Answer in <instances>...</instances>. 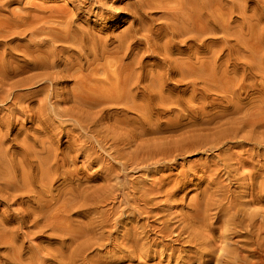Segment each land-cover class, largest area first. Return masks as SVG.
Returning a JSON list of instances; mask_svg holds the SVG:
<instances>
[{"label": "bare ground", "instance_id": "obj_1", "mask_svg": "<svg viewBox=\"0 0 264 264\" xmlns=\"http://www.w3.org/2000/svg\"><path fill=\"white\" fill-rule=\"evenodd\" d=\"M86 1V0H85ZM88 1V3H90V2H92L91 0H87ZM95 1V0H94ZM96 1H98V0H96ZM240 1H242V0H240ZM245 1V3L244 4H246V1L247 0H244ZM258 1V0H257ZM0 2H2L1 0H0ZM6 3V1H3V3ZM103 2V1H102ZM261 3H262V1H260ZM239 0H126V2H125V12H126V14L123 16V18L122 19H129L128 21V25H127V27H126V29L123 31V30H121V31H123V32H119V34L117 35L116 34V36H112V37H110V35H109V37H108V35L106 36V37H104V36H102L101 38L100 37H98L99 35H93L92 33L93 32H90V30H81V29H79V27H78V29L77 28H73L72 27V29L69 31V29L67 28V26H65V27H63V30L64 31H62L61 32V30L60 29H58V35L61 33V35H59V36H61V38L60 37H58V38H55V37H50L51 39L52 38H55V39H52L51 40V43H50V48L48 49L47 47H46V45H45V47H44V45H43V50H44V48L46 49V51H45V53H43L42 55L40 54H37L38 53V51L40 50V47H42V46H37L36 45V43L35 42H33V45H36L37 47H39V50L38 51H36V49L34 50V51H36L37 53V55L35 56V55H32V51H30L32 48H28L27 46H22V48H21V50H23V47H27L29 50H27V52L28 51H30V52H28V53H30V55H24L23 57H29V56H31L32 58H34V59H32V60H30V58H29V62H28V60L27 59H25L24 60V62H26V63H28L29 65H31L32 66V69L33 68H35V70H36V68H37V71L36 72H34V73H30L31 72V70H29L30 72V75L27 73L28 72V68H27V71H26V73H27V75L29 76L28 78L26 77L25 79H24V77H25V75L24 76H22L23 77V79H21V77L19 78V76L17 77V78H19L18 80H14V79H16V77L14 78L13 76H15V75H20L21 73H22V71H19L20 72V74L18 73V70L16 69L15 70V68L12 66V64H10V63H12V61L11 62H9L8 61V59L7 58H4V57H2V58H4V59H7V61L9 62H7L6 63V60H5V62L3 61V62H1L0 61V63H3L2 65L0 64V66H1V71H0V88L1 87H4L5 85H8V87L6 88H2L1 90H0V102H3V101H6L7 99H8V97H10V96H12L13 94V89H15L16 88V86H19V87H17V88H20V86L21 85H27V86H33V85H36V82L38 83V82H40L39 84V86H40V89H49L50 90V85H53V83H58V81H61V79L62 78H64V77H69V79H70V77H72V81L71 82H73L74 83V86L72 85V87H70L71 88V94L70 95H68L67 94V90L65 91L66 93H64L65 94V96L61 99V100H58V105H59V102H64V103H66L67 102V100H70V103H67L69 106H65L66 108H62L61 107V105L62 104H60L59 106L61 107V109H60V107H57L56 105L54 106V109L53 110H55L54 111V114H59V116L61 117V115H64V116H67L68 117V121H70L69 122V125L70 124H74L75 125V127H78V128H76V129H78L79 131H80V133L78 132V130H77V132L79 133V135L77 134V133H71V135L72 134H77V137H78V139H80L79 140V142L81 141V143L83 144H80L79 145V147L78 146H76V144H74V141L73 142H71L70 140V144L68 143V145H66V147L65 148H63V149H61V148H59L58 146H56V144H54V142H52V140H54L55 139V137H54V135H56L54 132L57 130V129H55V131L54 130H52V131H54V132H49L50 130H51V128H50V130L49 131H47V130H42V127L40 126L43 122H42V120H41V118H39V117H41V115H43L42 116V118H44V116H46V115H49V114H47L46 113V115L44 114L45 112H44V107H41L42 109H43V111H38V110H36V107H35V109H33V108H30V110L32 109V111L33 110H36V112L34 111V112H32L31 111V114H36V115H39V116H37V119L36 118H34L35 116L34 115H31V114H28V116L30 115V116H34L33 118L34 119H36V123L38 124V127H34V128H32V127H30V128H32L33 129V131H30L31 132V134L29 135L28 133H26L25 132V134L23 135V137H22V139H21V137L19 138V134L17 135V131H16V133H15V140L14 141H16V138L18 137L19 139H21V141H20V146H18V144H17V146H18V148L16 149L15 148V146H14V148L16 149V151H14V150H12L13 152H10V153H8V149H7V147H4L3 146V143H5L4 141H5V138H4V136H6V135H8V131H9V129H11V128H9V127H6L7 126V124H8V122H10L9 121V119H7V121L6 122H4V125H5V123H7L6 124V126H2L3 124L0 122V203H4V204H6V206L8 205V203L10 202V203H15V202H18V204L14 207V209L12 210V215L11 216H9V217H7V218H2V217H0V250L1 249H3V250H1V253L4 251V253H3V256H2V262L0 261V263H2V264H45V262L47 263V264H99V263H94L93 261H91V257L93 258V256H91L90 257V254H89V252H91L93 249H90L91 247H94V246H92V242L94 243V241L96 242V243H98L97 241H96V239L97 240H100V238L102 239V237L100 236L99 237V239H98V237L96 238H92L91 239V235H89L88 236V234H89V232H90V227L92 228V226L94 225V227H93V229L91 230V232H92V234L93 233H96L95 231H96V229L94 230V228H97L98 227V225H102V222L100 223V224H98L97 223V227H95V225L96 224H94V222L92 223L90 220H92L93 218H94V216L91 218L90 217V214H92V213H90L89 215L88 214H86V215H88L89 217H87V219H86V221H85V219H84V222L82 221V220H79V221H82L81 222V226L82 227H78V225L76 226L75 224H74V226L77 228V230H76V228L73 226V223H75V221L74 220H72V221H74L73 223L70 221L71 220V216H69L70 218V220L68 219V217L67 216H65L63 213L64 212H66L67 213V211L68 210H70L71 209V207H74L75 206V208H77L76 207V205L77 206H79V205H82L81 207H83V205L84 204H86L87 203V205H84V206H89L88 205V203H89V201L88 202H86L85 203V201H86V198H84V197H87L88 198V196L86 195V196H84L85 194H87V193H89V192H85L84 193V195H83V198L85 199H80L81 197H82V194L80 195L79 194V191L81 192V191H83V189H88V188H82L81 190L79 189V187H78V182H76V181H73V182H76L77 184H76V186L75 187H73V185H71L70 184V181L73 179V174L74 173H76L77 172V169H75L76 171H74V169H73V172H72V170H71V168H70V170L71 171H67V168H66V166L69 164V163H72V162H70V161H72V159H71V152H74L75 153V155L74 156H76V155H78L79 153H82V154H89V152L92 150V149H94V144H93V142H92V140H91V138L93 139H95V143H97L98 144V146H100V147H103V143L105 142L106 143V140H107V138H108V136L110 135V134H112V136H111V138L113 139V141L114 142H121L122 143V145L121 146H119V147H121L122 148V146H123V150H122V152L124 151V148H128V147H130V145H132L133 146V148L131 147V148H129V150L130 149H132V150H135V149H137L138 150V148H141L140 147V145H138L139 143H140V141H142V143H144L143 142V139L145 140V142H146V138H148V140L147 141H149V137H146V136H143L144 138L143 139H141L140 141H139V143H135L136 145H134V143L133 144H131V142H132V140H133V142H137V138H141L142 137V135H141V133L139 134V131L140 132H142L143 134L145 133V132H148V131H146V129L147 128H144L145 127V125H144V127H143V124L145 123V121H149L150 119H151V117H152V115H153V109L154 108H156V104L159 102L160 103V105H162V106H165L167 103H165L164 105H163V103L166 101V102H168V100H171L172 99V101L170 102V104L171 105H173V104H175L176 105V107H178V106H180L181 105V97L183 98V97H185L184 95L182 96L181 95V97L180 98H177L174 94H173V96H172V94L171 93H169L172 97H174L175 96V100H173V98L171 97V99H170V97L168 98L167 97V99H165V97L167 96H165L164 95V92H165V90H166V88H169V86H167V87H165L164 88V86H165V82L166 83H168L167 81H166V79H168L169 80V78H171V77H169V76H175L174 77V79L176 78V81H174V82H181V81H184V82H188L189 84L191 83L192 84V88L190 87L191 86V84H190V88L191 89H188L189 91V94H187L188 96H189V98L187 99V97H186V102H188L189 101V99H191V98H194V95L197 93V92H199L200 90L203 92V90H202V88L203 87H205V86H203V84H204V75H206V77H208L207 75H210L211 77H214L215 76V70H214V68H211V67H209V66H211V65H215L214 63H216V61H217V59H220L219 57H220V54L219 53H221V52H225V51H223L222 49L224 48H227L228 50H229V52H228V50H226L227 52L225 53L226 55V57H224L223 58V61L224 60H227V61H229L230 60V58L233 56V55H231V52L233 53L234 52V55H236L235 54V52L236 53H238V46L236 47V45H238L237 44V41H238V34L239 33H237L236 34V30L238 29V26L240 27V23H239V25H237V26H235V27H237V29L235 30L234 28H233V26H234V22H236V21H234V20H236L235 18H237V17H235V12H237L236 11V9L239 7ZM242 3V2H241ZM255 3V2H254ZM253 3V4H254ZM264 3V2H263ZM263 3H262V5H263ZM91 4V3H90ZM100 4H101V2H100ZM243 4V5H244ZM89 5V4H88ZM98 5V4H97ZM248 5L249 6H251L249 3H248ZM255 5H257L258 6V3L256 2V4ZM0 6H3V5H1L0 4ZM83 6V5H82ZM238 6V7H237ZM241 6V5H240ZM245 6H247V5H244V7ZM257 6L255 7V8H257ZM260 7H261V5H259ZM119 7V6H118ZM242 7V6H241ZM241 7H239L241 10H242V8ZM252 7V6H251ZM259 7V8H260ZM264 7V6H263ZM106 8V7H105ZM104 8V9H105ZM114 8V7H113ZM79 9V8H78ZM86 9V8H85ZM104 9L102 8L101 9V12L102 13H99V15H101V14H103V11H104ZM116 9V8H115ZM253 9V8H252ZM261 9H263L262 7H261ZM63 10V9H62ZM246 10V9H245ZM249 10V9H248ZM257 10V9H256ZM65 11V10H64ZM107 11V10H106ZM109 11H111V10H109ZM252 11V10H251ZM254 11V10H253ZM262 10H259V13L261 12ZM58 12V11H57ZM100 12V11H99ZM243 12H244V10H243ZM250 12V11H249ZM249 12H248V15H249ZM255 12V11H254ZM13 13H16V12H13ZM26 13V12H25ZM66 13V12H65ZM238 13H239V11H238ZM245 13H246V11H245ZM244 13V15L242 16V15H240L241 17H246V14ZM259 13H257L256 12V14H259ZM262 13V12H261ZM260 13V14H261ZM263 13H264V11H263ZM262 13V14H263ZM61 14H63V13H61ZM72 14V13H71ZM239 14H242L241 13V11H240V13ZM251 14V13H250ZM252 14H253V12H252ZM259 14V15H260ZM20 15V14H19ZM22 15V14H21ZM51 15V14H50ZM57 15H59V14H57ZM73 15V14H72ZM153 15H158V17H153ZM254 15L255 14H253L252 16H250L249 15V17L250 18H254ZM264 15V14H263ZM10 16V15H9ZM68 16V15H67ZM103 16V15H102ZM4 17V16H3ZM2 17V18H3ZM7 17V16H6ZM5 17V18H6ZM15 17V16H14ZM13 17V18H14ZM23 17V16H22ZM235 17V18H234ZM258 17V16H257ZM264 17V16H263ZM9 18V17H8ZM7 18V19H8ZM11 18H12V16H11ZM10 18V19H11ZM44 18V17H43ZM64 18V17H63ZM66 18V17H65ZM64 18V19H65ZM239 18V17H238ZM248 18V17H247ZM250 18L249 19H246V20H249V21H247L248 22V24H247V26H249V23H251L250 22ZM259 19H260V17H258ZM4 19V18H3ZM14 19H16V18H14ZM22 19V18H21ZM40 19V18H39ZM67 19V18H66ZM76 19V18H75ZM241 19V18H240ZM239 19V20H240ZM251 19V21L252 22H254L253 20ZM262 19V18H261ZM260 19V20H261ZM18 20V19H17ZM20 20V19H19ZM48 20V19H47ZM54 20V19H53ZM68 20V19H67ZM158 20V21H157ZM159 20H160V22H159ZM13 21V20H12ZM21 21V20H20ZM22 21H24V20H22ZM26 21V20H25ZM32 21H34V20H32ZM37 21V20H36ZM41 21V20H40ZM56 21V20H55ZM54 21V22H55ZM70 21H71V17H70ZM69 21V23H71L72 24V21L70 22ZM122 21V20H121ZM127 21V20H126ZM241 21H242V19H241ZM241 21H239V22H241ZM258 21V20H257ZM262 22H263V20H261ZM62 22H64V20L62 21ZM66 20H65V24H66ZM244 22V21H243ZM246 22V23H247ZM260 22V21H259ZM258 22V23H259ZM3 22H1V24H2ZM12 23V22H11ZM10 23V24H11ZM17 23H18V21H17ZM30 23V22H29ZM33 23V22H32ZM245 23V22H244ZM244 23H243V25H244ZM257 23V22H256ZM255 22L250 26V28L251 29H249V31L251 30V32H252V35L250 34V33H248V35L250 34V38H248V36L245 38V36L247 35V33L245 34V36H243L242 38H241V40H245V41H248L249 39H251L252 40V45L250 44L251 42H248V44L246 45V42L244 43L245 45L244 46H247V48H248V50L250 49V55L248 54V52L247 53H245V51H243L244 53H242V55H241V52H240V55L242 56V57H240L241 59L242 58H245V55H249L250 57H248V56H246V58L248 57L249 59V61H248V63L250 64V77H256V76H258L259 78H260V80H259V82H260V84H258V85H256V86H254V84H256L258 81H252V79H251V87H252V85H253V87H255V89H254V91H253V94L255 95V99H257L256 101H259V105H258V107H257V109H258V111H256L257 113H255L253 110H251L252 112H253V114L254 115H256V114H258L259 113V115H257L255 118H253L252 116V118H250V121H248L247 122V124H246V121H245V123H243L242 121H237V123L239 124V125H241V126H238V124L234 121V123H236L237 124V126H234V124H233V127H231V129L229 130V128L228 127H226V128H228V130L229 131H227V132H229V133H227V134H229L230 136H232V135H234L235 136V134H236V132H237V134H239L238 133V130H240V128L242 129V128H245L244 127V125H246V126H250V127H247V129L246 130H248V128H250V135H251V137H254L253 139H255V137H258L259 139V141H260V139H263V137H264V39H263V35H264V33L263 34H261L262 32L260 31V32H258L260 29H261V25L263 24V23H261V25H257ZM4 24V23H3ZM21 24V23H20ZM19 24V25H20ZM38 24V23H37ZM64 24V25H65ZM68 24V23H67ZM71 24H70V26H71ZM75 24V23H74ZM260 24V23H259ZM25 25V24H24ZM27 25V24H26ZM53 25V24H52ZM236 25V24H235ZM246 25V24H245ZM244 25V26H245ZM4 26V25H3ZM2 26V27H3ZM70 26L68 25V27L70 28ZM76 26V25H75ZM78 26V25H77ZM76 26V27H77ZM256 26V27H255ZM257 26L260 28L257 32L258 33H260L261 35H258V34H256L257 32L255 31V30H257L258 28H257ZM264 25H262V27H263ZM37 27V26H36ZM243 27V26H242ZM241 27V28H242ZM0 28H1V26H0ZM5 28V27H4ZM8 28V27H7ZM6 28V29H7ZM13 28V27H12ZM16 28V27H15ZM35 28V27H34ZM38 28V27H37ZM40 28V27H39ZM60 28V27H59ZM64 28H67V29H64ZM241 28H240V30H241ZM244 28H246L247 29V27L245 26ZM256 28V29H255ZM243 29V28H242ZM247 29V30H248ZM263 29V28H262ZM10 30V29H9ZM9 30H5V29H1L0 31H1V33H0V38H2V36H4L5 35V33H7V31L9 32V34H12L11 32H13L12 30H11V32L9 31ZM43 30V29H42ZM49 30V29H48ZM51 30V29H50ZM60 30V31H59ZM244 30V29H243ZM264 30V29H263ZM19 31H21V30H19ZM32 31V30H31ZM54 31V30H53ZM17 32V31H16ZM16 32H13L14 34L16 33ZM22 32H24V31H22ZM21 32V33H22ZM39 32V31H38ZM46 32H49V31H46ZM218 32H220L222 35H220ZM238 32V31H237ZM243 31H241L240 33L241 34H244V33H242ZM255 32V33H254ZM25 33H26V31H25ZM217 33L219 34V37L221 36H223L224 37V39H226L225 37H227V39H228V42L231 40H229V38H228V36L229 37H231V36H236L235 37V46H233V47H236V51H235V48H231V47H227V39L226 40H224V39H221V38H218L217 40H216V35H217ZM3 34V35H2ZM35 34V33H34ZM36 34H37V32H36ZM36 34H35V36H36ZM49 34H53L52 33V31H51V33H49ZM54 34H55V32H54ZM109 34V33H108ZM8 34H6V36H7ZM30 35H31V33H30ZM39 35V34H38ZM37 35V36H38ZM56 37L58 36L57 35V32H56ZM209 35L211 36V35H214V37L211 39V40H207L208 38H209ZM5 36V37H6ZM9 36V35H8ZM22 36V35H21ZM27 36V35H26ZM32 36V38L34 37V35H31ZM31 36H29V37H31ZM104 37V39H102ZM212 37V36H211ZM222 37V38H223ZM4 38V37H3ZM44 38V37H43ZM43 38H41V39H43ZM232 38V37H231ZM239 38V39H240ZM31 39V38H30ZM59 39V40H58ZM221 39V40H220ZM49 40V39H48ZM48 40H47V42H48ZM54 40H56V41H60L61 40V42H62V45H63V43H69V45H67L66 43H65V45H67V46H62V47H60V50L59 49H57L58 51L57 52H55L56 50H55V46L57 45H55V43H54ZM206 40H207V42H206ZM233 40V39H232ZM250 40V41H251ZM254 40V41H253ZM44 41V39L41 41V42H43ZM55 41V42H56ZM7 42V41H6ZM40 42V43H41ZM46 42V43H47ZM179 43L180 44V48L179 49H175L174 48V46H175V44L176 43ZM232 42V41H231ZM234 42V41H233ZM240 42V41H239ZM238 42V43H239ZM244 42V41H243ZM35 43V44H34ZM49 43V42H48ZM57 43V42H56ZM60 43V42H59ZM177 43V44H178ZM240 43H242V41L240 42ZM7 44V43H6ZM8 44H10V43H8ZM30 44V43H29ZM229 44H230V42H229ZM243 44V43H242ZM5 45V41H4V44H3V46ZM22 45V44H21ZM20 45V46H21ZM49 45V44H48ZM47 45V46H48ZM233 45V44H232ZM250 45V46H249ZM6 46V45H5ZM4 46V47H5ZM32 46V45H31ZM30 46V47H31ZM59 46V45H58ZM177 46H179V45H177ZM229 46V45H228ZM231 46V45H230ZM11 47V46H10ZM15 47V46H14ZM14 47H12V48H14ZM53 47V48H52ZM251 47V48H250ZM11 48V49H12ZM16 48L17 49H19V46L17 47L16 46ZM15 48V49H16ZM35 48V47H34ZM52 48V49H51ZM59 48V47H58ZM143 48V49H142ZM217 48H219L218 50H217ZM242 48V47H241ZM2 49V48H1ZM5 49V48H4ZM3 49V50H4ZM10 49V50H11ZM14 49V50H15ZM38 49V48H37ZM42 49V48H41ZM65 49V50H64ZM67 49V50H66ZM144 49H146V50H148V52L147 53H153L154 54V52H156V54H158L160 57H158L156 60V62H155V60L153 61V62H155V64H156V66H157V68L155 67V70L153 69L152 71H154L153 73L154 74H152V73H150L148 70H146L147 72H149V73H147V72H145L144 73V71L142 70V68L143 67H146L145 65H143V63H142V57H139L142 53L144 54V52H142L141 53V51L142 50H144ZM204 49H211L212 51H213V53L211 54L210 52H212V51H209V53L211 54V55H209L208 56V54H206L209 58H207V56H206V58H205V55H202V54H205V50ZM232 49H234V51H232ZM7 50H8V46H7ZM7 50H5V52L7 51ZM9 50V51H10ZM20 50V49H19ZM20 50V51H21ZM70 51V50H72V53L70 52V54H69V52H68V55H65V53H64V51ZM217 50V51H216ZM244 50V49H243ZM8 51V52H9ZM16 51V50H15ZM15 51H13V52H15ZM42 51V50H41ZM43 51V52H44ZM140 51V55H138V52ZM215 51V52H214ZM220 51V52H219ZM24 52H26L25 51V49H24ZM26 52V54H28ZM40 52V51H39ZM176 53V54H178V55H180V57L178 56V55H174L173 57H171V54H173V53ZM219 52V53H218ZM1 53V52H0ZM7 53V52H6ZM11 53V52H10ZM42 53V52H41ZM5 54V53H4ZM15 54H17L16 52H15ZM20 54H21V52H20ZM23 54H25V53H23ZM145 54H146V52H145ZM224 54V53H223ZM222 54V55H223ZM3 55V54H2ZM7 55H9V54H7ZM147 55V54H146ZM239 55V56H240ZM0 56H1V54H0ZM10 56V55H9ZM11 56H12V54H11ZM155 56V55H154ZM175 56H178V57H175ZM237 56V55H236ZM244 56V57H243ZM6 57V56H5ZM14 57V56H13ZM18 57V56H17ZM20 57V56H19ZM144 57V56H143ZM234 57V56H233ZM22 58V57H21ZM237 58L239 59V57L237 56ZM237 58H236V60H237ZM1 59V58H0ZM11 59V58H10ZM12 59H14V58H12ZM16 59V58H15ZM146 59V58H145ZM222 59V58H221ZM221 59H220V61H221ZM234 59H235V57H234ZM233 59V60H234ZM242 60H244V59H242ZM145 61V60H144ZM147 61V60H146ZM145 61V63H147ZM149 61V60H148ZM246 61V60H245ZM246 61V62H247ZM24 62H22L21 64L24 66V68H25V66L27 65V64H25L24 65ZM231 62V61H230ZM239 62V61H238ZM242 62V61H241ZM241 62H239V65H241L242 63ZM246 62H245V65H246ZM5 63V64H4ZM15 63V62H14ZM144 63V64H145ZM150 63V62H149ZM222 63H224V62H222ZM227 63V62H226ZM233 63V62H232ZM235 63H237V61L235 62ZM241 63V64H240ZM6 64H8V65H6ZM217 64H220V62L218 63L217 62ZM228 64V63H227ZM227 64H225V67L228 69V67L226 66ZM229 64H231V63H229ZM15 66H16V68H18V66H17V63L16 64H14ZM18 65H20L19 63H18ZM148 66V68L146 67V69H149V65L150 64H147ZM151 65H152V63H151ZM150 65V66H151ZM233 65H234V63H233ZM236 65H238V64H235V67H236ZM21 66V65H20ZM20 66H19V68H20ZM217 66V65H216ZM224 66V64H222V67ZM244 65H242V67H243ZM248 66V65H247ZM246 66V67H247ZM3 67H5V68H3ZM22 67V66H21ZM26 67H28V66H26ZM30 67V66H29ZM214 67V66H213ZM221 67V66H220ZM225 67H223V68H225ZM229 67H230V65H229ZM245 66H244V68H246ZM23 68V67H22ZM222 68V70H224ZM225 68V69H226ZM231 68V67H230ZM237 68V67H236ZM235 68V69H236ZM249 68V67H248ZM21 69V68H20ZM30 69V68H29ZM54 69V70H53ZM55 69H57V70H55ZM145 69V68H144ZM151 69V68H150ZM218 69V68H217ZM221 68H219L218 69V71L220 70ZM231 69H233L234 70V68H231ZM239 70H240V66H239V68H238ZM237 69V70H238ZM242 69V68H241ZM22 70V69H21ZM25 70H26V68H25ZM39 70V71H38ZM52 70V71H51ZM222 70H220V71H222ZM244 70V69H243ZM247 70L245 71V72H247ZM24 71V70H23ZM34 71V70H33ZM32 71V72H33ZM242 71V70H241ZM240 71V72H241ZM25 72V71H24ZM243 73H244V71H242ZM230 73H231V71H230ZM233 73V72H232ZM235 73H237L238 74V71L237 72H235ZM243 73H242V75H243ZM23 74V73H22ZM21 74V75H22ZM225 76H228L227 74H225V73H223ZM223 74H221L222 76H223V79L225 78V76L223 75ZM234 74V73H233ZM26 75V76H27ZM100 75V76H99ZM102 75V76H101ZM220 75V74H219ZM220 75V76H221ZM230 75V74H229ZM239 75V74H238ZM220 76H217V74H216V77H214L215 79L217 78V77H219V78H217V82L219 81L218 79H221L220 78ZM231 76V75H230ZM233 76H236V75H233ZM244 76V75H243ZM243 76H241V77H243ZM245 76H247V75H245ZM250 77H248V78H250ZM14 78V79H13ZM213 78V79H214ZM230 78V77H229ZM228 78V80L227 79H225V81H226V84H225V81L223 80V82H224V84L227 86V84H228V86H227V89L226 90H228V88H230L229 86H230V84L232 83V84H234L233 83V81H231V80H233L232 79V76H231V78L229 79ZM235 79H236V81H237V79H240V78H236V77H234ZM244 78V77H243ZM207 79V78H206ZM235 79H234V81H235ZM242 79V78H241ZM257 79V78H256ZM10 80L12 81V82H10ZM49 81V85L47 86V84L45 83V81ZM172 80V79H171ZM209 80V79H208ZM258 80V79H257ZM210 81V80H209ZM208 81V84H210V82ZM214 81V80H213ZM230 81H231V83H230ZM236 81H235V84H236ZM242 81V80H241ZM241 81H239V82H241ZM183 82V83H184ZM207 82V81H206ZM216 82V81H215ZM223 82H222V84L220 83H215V84H219V85H224L223 84ZM238 81H237V83H239ZM244 82V81H243ZM57 83L56 84H54V85H57ZM61 83V82H60ZM68 83V82H67ZM70 83V82H69ZM72 83V84H73ZM244 83H246V82H244ZM65 84H66V82H65ZM170 84V83H169ZM168 84V85H169ZM174 84H176V83H174ZM181 84H182V82H181ZM180 84V85H181ZM207 84V86H209ZM243 83L241 82V85H242ZM38 85V84H37ZM36 85V86H37ZM177 85V84H176ZM187 85H185V88H186V86ZM240 85V84H239ZM246 85V84H245ZM245 85L243 86V87H245ZM27 86H25V87H27ZM35 86V87H36ZM179 86V85H178ZM182 86H184V85H182ZM180 87V89H182L183 88V90H184V87ZM206 86V87H207ZM215 86H217V85H215ZM237 86V85H236ZM236 86H232L231 88H232V90H230V93L231 94H229V95H231V98L229 97V98H227L228 100L230 99V100H232L233 102H235L234 100V98L235 97H237V95L239 94H235V93H237V92H235V91H237V90H233V88H236ZM15 87V88H14ZM23 87V86H22ZM21 87V88H22ZM38 87V86H37ZM37 87H36V89L34 88V87H31V88H34L33 90L34 91H38V89H37ZM58 87V86H57ZM210 87V86H209ZM214 87V86H213ZM222 87H224V86H222ZM238 87V86H237ZM241 87V86H240ZM246 87H247V85H246ZM248 87H249V84H248ZM247 87V88H248ZM252 87V88H253ZM9 88V89H8ZM24 88V87H23ZM29 88V87H28ZM30 88V89H31ZM53 88H55V86L54 87H52L51 88V92H52V96L54 97V95H57V92L55 91V89H57V88H55V89H53ZM59 88V87H58ZM65 88H63L64 90H65ZM171 88V87H170ZM174 88V87H173ZM5 89V90H4ZM30 89L29 90H27V91H30ZM61 89V88H60ZM210 89H216V88H211L210 87ZM217 89H219V87L217 86ZM222 89V88H221ZM239 89H242V88H239ZM245 89V88H244ZM6 90H9V91H6ZM13 90V91H12ZM32 90V89H31ZM44 90V91H45ZM49 90H47V91H45L46 92V94H47V92L49 91ZM62 90V89H61ZM60 90V91H61ZM179 90V89H178ZM220 90V89H219ZM223 90V89H222ZM226 90H224V91H226ZM228 90V91H229ZM243 90V89H242ZM242 90H241V92H242ZM247 90H249V89H247ZM17 91V90H16ZM33 91V92H34ZM168 91H169V89H168ZM173 91V90H172ZM182 91V90H181ZM184 91H186V90H184ZM212 90H210V92H211ZM216 91H218V90H216ZM228 91H227V93H228ZM15 92V91H14ZM18 92V91H17ZM17 92L14 94V95H16L17 94ZM31 92V91H30ZM40 92H43V91H40ZM59 92V91H58ZM183 92V91H182ZM187 92V93H188ZM201 92V93H202ZM205 92V91H204ZM207 92H209V91H207ZM209 92V93H210ZM220 92V94H221V92H222V94H223V91H219ZM235 92V93H234ZM240 92V93H241ZM244 92V91H243ZM32 93V92H31ZM62 93V92H61ZM166 93H168V92H166ZM165 93V94H166ZM176 93H177V91H176ZM181 93V92H180ZM179 92L177 93V94H180ZM209 93H206L205 92V94L207 95L208 94V97H209ZM218 93V92H217ZM225 93V92H224ZM227 93H226V97H227ZM244 93H246V92H244ZM249 93H251V92H249ZM12 94V95H11ZM45 94V93H44ZM45 94V95H46ZM49 94L51 95V93L49 92ZM67 94V95H66ZM182 94V93H181ZM199 94H200V92H199ZM199 94H197V96H199V97H201V94L199 95ZM236 96H235V95ZM8 95H10V96H8ZM42 96H44L43 95V93L41 94ZM48 95V94H47ZM50 95H49V98H50ZM186 95V96H187ZM219 95V94H218ZM218 95L216 94V96L218 97ZM244 95V94H243ZM251 95V94H250ZM156 96V99L158 100V102H157V100H155V97ZM178 96V95H177ZM196 96V97H197ZM211 96V95H210ZM239 96V95H238ZM246 96H249V94L248 95H246ZM252 96V95H251ZM19 98V96H18V94H17V96H13V98H14V100H16V98ZM45 97H47V96H45ZM44 97V98H45ZM52 97V98H53ZM58 97H62V96H59L58 95ZM158 97V98H157ZM198 97V98H199ZM203 97H204V95H203ZM203 97H201V98H203ZM206 97V96H205ZM220 97V96H219ZM224 97V96H223ZM222 97V98H223ZM254 97V96H253ZM17 98V99H18ZM29 98V97H28ZM43 98V97H42ZM43 98V99H44ZM57 97H55V99H56ZM154 98V99H153ZM212 98V97H211ZM214 98V97H213ZM211 99V100H214V99ZM239 98V97H238ZM240 98H241V96H240ZM247 98V97H246ZM38 99V98H37ZM137 99H138V102H137ZM139 99H140V102H139ZM184 99V98H183ZM182 99V100H183ZM195 99V98H194ZM193 99V100H194ZM204 99V98H203ZM202 99V100H203ZM216 99V98H215ZM220 99V98H219ZM224 99V98H223ZM234 99V100H233ZM244 99V98H243ZM249 99V102H250V98H248ZM8 100H10V99H8ZM51 100V99H50ZM49 100V101H50ZM53 100V99H52ZM156 102L155 103V105H154V101ZM184 100V101H185ZM200 102L199 103H201V99H198ZM205 100H206V98H205ZM225 100V99H224ZM224 100H223V103H224ZM227 100V102H229V103H231L232 101H228ZM237 100V99H236ZM241 100V99H240ZM246 100V99H245ZM11 101H12V99H11ZM16 101H19V100H16ZM35 101V100H34ZM40 101V103L43 101V100H39ZM45 101H46V98H45ZM48 101V102H49ZM54 101V100H53ZM56 101V100H55ZM196 101H197V98H196ZM215 101V100H214ZM218 101H220V102H222V99L221 100H218ZM7 102H9V101H7ZM47 102V101H46ZM69 102V101H68ZM190 102H192L191 104H190V106L191 105H193V101H189V103ZM198 102V101H197ZM203 102H205L204 100H203ZM202 102V103H203ZM216 102H217V100H216ZM238 102V101H237ZM237 102H235V103H237ZM242 102H244V101H242ZM246 102V101H245ZM248 102V101H247ZM248 102V103H249ZM18 103V102H17ZM43 103H44V101H43ZM50 103V102H49ZM57 103V102H56ZM55 102H52L51 104H56ZM158 103V104H159ZM184 103V102H183ZM182 103V104H183ZM205 103H207V101L205 102ZM210 103H211V101H210ZM225 103H226V101H225ZM235 103H232L233 104V106H235ZM238 103H240V102H238ZM237 103V104H238ZM2 104V103H1ZM3 104H6V103H3ZM11 104V105H10ZM10 104H9V108L8 109H6L5 108V110H8L9 111V113L8 114H10V115H8V114H4V116H6V117H9V116H11V114H12V112H14V111H16V112H21V111H24L23 110V108L21 107H18L19 105H17V104H15V101H12V102H10ZM157 104V105H158ZM204 104V103H203ZM209 104V103H208ZM212 104H214V102H212ZM221 104V103H220ZM231 104V105H232ZM236 104V105H237ZM241 104H243V103H241ZM247 104V103H246ZM250 104V103H249ZM249 104H247V105H249ZM40 105H42V104H40ZM63 105H65V104H63ZM167 105H169V102H168V104ZM167 105H166V107H167ZM186 105V107H188L187 106V104H185ZM189 105V104H188ZM195 106L197 105V104H194ZM193 105V106H194ZM199 106H197V108L199 107V109H200V104H198ZM205 105V104H204ZM204 105H202V106H204ZM207 105V104H206ZM206 105H205V107L204 108H206ZM217 105H219V103L217 104ZM224 105V104H223ZM225 105H227V104H225ZM239 106H243V105H240V104H238ZM237 105V106H238ZM246 105V106H247ZM251 105V104H250ZM2 106H4V105H2ZM43 106H44V104H43ZM50 106V105H49ZM194 106V107H195ZM201 106V107H202ZM215 105H213V107H214ZM245 106V103H244V107H246ZM6 107V106H5ZM26 107V106H25ZM46 107V106H45ZM64 107V106H63ZM111 107H113L114 108V113L113 112H111V114H110V109L109 108H111ZM159 107H161V106H159ZM169 107V110H170V105L168 106ZM172 107V106H171ZM174 107V106H173ZM180 107H182V105L180 106ZM185 107V108H186ZM208 107V106H207ZM230 107V106H229ZM229 107H225V108H229ZM236 107V106H235ZM234 107V108H235ZM249 107H254V106H249ZM39 109H41L40 107H38ZM51 108V107H50ZM50 108H48V109H50ZM163 108H165V107H162V110H163ZM196 108V107H195ZM217 108H219L220 109V106H218ZM233 109V107L231 106L230 107V109ZM243 108V107H242ZM256 108V107H255ZM107 109H109L108 111H107ZM130 110V111H135L136 113H135V115H138V119L136 118V117H132L131 119L132 120H134V118H136V122L139 124V130L138 129H135L136 127L135 126H133L134 124H133V122H132V124H130L131 122H129L128 121V119L126 118V116L128 115V114H126L125 115V111L126 110ZM158 109V108H157ZM174 109V108H173ZM175 109H178V108H175ZM184 108H182V110H183ZM189 109H192V108H189ZM198 109V110H199ZM208 109V108H207ZM219 109H216V110H214V111H216L217 113L215 114V115H218V113L220 112V115L222 114L221 113V111H217V110H219ZM238 109H241V108H238ZM238 109H237V111H238ZM246 109H247V107H246ZM248 109H250V108H248ZM254 109V108H253ZM2 110H4L3 108H2ZM1 110V111H2ZM27 111H28V109H26ZM46 110V109H45ZM53 110H52V112H53ZM125 110V111H124ZM162 110H161V112H162ZM168 110V109H167ZM187 110V109H186ZM186 110H184V111H186ZM201 110V109H200ZM199 110V111H200ZM202 110L203 111H207V110H205V109H203V107H202ZM202 110H201V112H202ZM221 110H224L223 108L221 109ZM227 109H225V111H226ZM241 110H244V109H241ZM124 113H123V112ZM155 111H156V109H155ZM159 111V110H158ZM165 111V109L163 110V112ZM178 110H176L175 112H177ZM181 111V110H180ZM188 111V110H187ZM209 111V110H208ZM207 111V112H208ZM213 111V112H214ZM225 111L223 112V114L225 115ZM229 111V110H228ZM234 111H236V110H234ZM233 111V112H234ZM234 112V113H237L238 114V112ZM247 111H249V113H250V110H247ZM247 111H244L245 112V114H246V112ZM29 112V111H28ZM38 112V113H37ZM44 112V113H43ZM48 112V111H47ZM108 112H109V114H108ZM129 112V111H128ZM127 112V113H128ZM160 112V111H159ZM169 112V111H168ZM196 112V111H195ZM227 112V111H226ZM230 112V111H229ZM228 112V113H229ZM232 112V111H231ZM241 112V114H242V112L243 111H240ZM3 113V112H2ZM25 113H26V111H24V116H25ZM43 113V114H42ZM48 113H50V111L48 112ZM165 113V112H164ZM185 113V112H184ZM189 113V112H188ZM198 113V112H197ZM210 113V112H209ZM212 113V112H211ZM210 113V114H211ZM234 113H232V114H234ZM156 114H158V112L157 113H155L154 115H156ZM173 114V113H172ZM177 114V113H176ZM181 114L184 116V115H188V114H183V111L181 112ZM181 114H177V116H181ZM189 114H192V113H189ZM194 114V113H193ZM196 114V113H195ZM199 114V113H198ZM202 113H200V117L202 116H205V114H207V113H205L204 115H201ZM209 114V115H210ZM213 114V115H214ZM223 114H222V117H221V119H222V121H225V120H228V119H226L225 117H231L232 118V116H236V117H238L237 115H232V116H226L225 115V117L223 116ZM230 114V113H229ZM240 114V113H239ZM240 114V115H241ZM252 113H251V115H253ZM13 115V114H12ZM135 115H133V116H135ZM197 115V114H196ZM214 115V117H217V116H215ZM243 115V114H242ZM241 115V116H242ZM248 115V114H247ZM247 115H244L245 117L247 116ZM4 116H3V118H4ZM15 116V115H14ZM63 116V117H64ZM160 116V115H159ZM174 115H172V117H173ZM182 116V117H183ZM189 116V115H188ZM194 116V115H193ZM212 116V114L210 115V117ZM243 116V117H244ZM250 116V115H249ZM2 117V116H1ZM48 117V116H47ZM46 117V118H47ZM49 117H50V115H49ZM47 118V119H49L50 120V118H54L55 116L53 115L52 117H50V118ZM56 117H58L57 115H56ZM66 117V118H67ZM129 117H131V116H129L128 115V118ZM157 117V116H156ZM171 117V116H170ZM170 117L168 118V119H170ZM178 117V118H179ZM182 117H180V120L182 121L183 120V118ZM186 117V116H185ZM194 117H196V116H194ZM199 117V116H198ZM206 117V116H205ZM204 117V118H205ZM213 117V118H214ZM219 117V116H218ZM235 117V118H236ZM248 117V116H247ZM246 117V118H247ZM13 118V117H12ZM24 118V117H23ZM27 118V117H26ZM32 118V119H33ZM46 118L43 120V121H45L46 120ZM53 118H52V120H53ZM65 118V119H66ZM108 119V118H110V120L108 119L107 121H110L109 122V125H108V123L106 124L105 123V121H104V119ZM174 118V117H173ZM177 118V117H176ZM182 118V119H181ZM194 119L193 117H191L190 116V119ZM197 118V117H196ZM208 118V117H207ZM212 118V117H211ZM225 118V119H224ZM235 118H233V119H235ZM241 118V117H240ZM240 118H238V120L240 119ZM1 119V118H0ZM6 119V118H5ZM4 119V120H5ZM25 119V118H24ZM28 119H30V118H28ZM62 119V118H61ZM105 119V120H106ZM130 119V118H129ZM154 119V118H153ZM152 119V120H153ZM203 118H201V121H203L202 120ZM206 119V118H205ZM220 119V118H219ZM219 119H216V120H218V121H220ZM224 119V120H223ZM248 119H249V117H248ZM10 120H11V118H10ZM15 120V122H16V119H14ZM26 120V119H25ZM48 120V121H49ZM51 120V121H52ZM132 120H130V121H132ZM174 121H175V118L173 119ZM172 120V121H173ZM179 120V119H178ZM177 119H176V121H177V123L178 124H176V123H174V124H176V126L177 125H181V124H179V121H178ZM186 120H188V119H186ZM185 119L183 120V121H186ZM209 120H210V118H209ZM207 121V122H210V121ZM212 120V119H211ZM230 121L229 122H231V120L232 119H229ZM237 120V119H236ZM244 120H246V119H244ZM2 121V120H1ZM12 121V120H11ZM21 121V120H20ZM31 121V120H30ZM33 121V123H34V120H32ZM48 121H45V123H44V125L46 124V122H47V124L49 123ZM63 121V120H62ZM65 121V120H64ZM104 121V122H103ZM171 121V123L173 124V122ZM191 122H192V120H190ZM194 121V120H193ZM218 121H216V122H218ZM221 121V124L223 125V126H225V122H222ZM28 122H29V120H28ZM71 122H73V123H71ZM134 122H135V120H134ZM154 122V121H153ZM187 122V121H186ZM191 122H189V123H191ZM196 123H197V125H198V123L200 122V120H198V122H197V120L195 121ZM204 122V121H203ZM213 122V121H212ZM227 122V121H226ZM250 122V123H249ZM33 123H32V125H33ZM36 123H34L35 125H36ZM68 123V122H67ZM137 123H136V125H137ZM150 123H152L151 121H149L148 122V125L150 124ZM189 123H187V124H189ZM204 123H206V122H204ZM219 123V122H218ZM232 123H233V120H232ZM11 124H13V122L11 123ZM10 123L8 124V125H11ZM15 124V123H14ZM13 124V125H14ZM20 124V123H19ZM49 124H51V123H49ZM48 124V125H49ZM129 124H130V126H129ZM168 124H170V122L168 123L167 122V125ZM173 124V125H174ZM186 124V126H188V128H189V125H187ZM211 124H213V123H210V124H208V125H206L205 124V126L204 125H202L201 124V122H200V126H204V127H208L209 128V125H211ZM216 123L214 122V124L213 125H215ZM220 123H219V125H221ZM226 124H228V123H226ZM229 124H231V123H229ZM16 125V124H15ZM55 125H58V124H56L55 123ZM65 125V124H64ZM131 125H132V127H131ZM192 125H196V124H190V126H192ZM197 125H196V127H194V129L195 128H198L197 127ZM212 125V126H213ZM219 125L217 124V128H215L214 130H213V132H210V131H212L211 129L214 127H210V131H209V133H211V134H209V136H212V134L214 135L215 134V132H216V134L218 133L217 131L219 130L218 129V127H219ZM221 125V126H222ZM259 126V127H263V128H261L259 131L257 130L256 132H258V133H256L255 134V130L256 129H254V127L255 126ZM18 126V125H17ZM19 126H21V124L19 125ZM18 126V127H19ZM47 126V125H46ZM45 126V127H46ZM146 126H147V124H146ZM175 126V125H174ZM178 126V127H179ZM183 126H184V124H183ZM182 126V127H183ZM199 126V128H202V127H200ZM229 126V125H228ZM24 127V126H23ZM28 127V126H27ZM48 127V126H47ZM46 127V128H47ZM137 127H138V125H137ZM171 127H173V126H171ZM193 127V126H192ZM215 127H216V125H215ZM22 127H20L19 128V131H20V129H21ZM44 128V127H43ZM70 128V127H69ZM71 128H73V126H71ZM71 128L70 129H68V131L66 130L65 132H66V134H67V132L69 133V132H71V131H69V130H71ZM152 127H151V125H150V131L149 132H152V129H151ZM167 128H168V126H167ZM175 128H177V127H175ZM179 128H181V127H179ZM178 128V129H179ZM183 128H185V130L187 129L186 127H183ZM18 129V128H17ZM53 129V128H52ZM59 129V128H58ZM122 129H123V131L124 132H122ZM126 131H125V130ZM149 129V128H148ZM190 129H191V127H190ZM189 129V130H190ZM193 129V130H194ZM207 129V128H206ZM216 129H218V130H216ZM27 130V129H26ZM29 130V129H28ZM31 130V129H30ZM60 130V129H59ZM74 130V129H73ZM104 130V131H103ZM119 130H121V131H119ZM138 130V131H137ZM170 130V129H169ZM173 129H171V131H172ZM179 130H181V129H179ZM188 130V129H187ZM186 130V131H187ZM189 130H188V132H189ZM200 130V129H199ZM203 130H204V128H203ZM220 130H223L222 128L220 129ZM219 130V135H221L220 134V132H224V130L223 131H220ZM25 131V130H24ZM23 131V132H24ZM174 131H178V130H174ZM183 131V130H182ZM204 131H207V130H204ZM244 131V130H243ZM242 131V132H243ZM253 131H254V134H255V136H253ZM14 132V131H13ZM22 132V133H23ZM57 132V131H56ZM73 132V131H72ZM76 132V131H75ZM118 132H122L121 134H118ZM173 132V131H172ZM180 132V134H181V131H179ZM193 132V131H192ZM195 132V131H194ZM193 132V133H194ZM199 132H201V130L199 131ZM198 132V133H199ZM203 132V131H202ZM202 132H201V134H202ZM242 132H240V133H242ZM247 133V131H244V133ZM60 133V132H59ZM183 133V132H182ZM191 133V132H190ZM196 133V132H195ZM194 133V134H195ZM207 133V132H206ZM249 133H247L248 134V137H249ZM12 134V133H11ZM62 134V133H61ZM145 134H147V133H145ZM175 135H176V133H174ZM186 134V133H185ZM185 134H182L181 135V138H182V136L183 135H185ZM188 134V133H187ZM197 134V133H196ZM215 134V135H216ZM227 134H224L225 136L224 137H222L223 138V140H225V139H227V138H225L226 136H228ZM236 134V135H237ZM258 134V135H257ZM71 135H70V137H71ZM169 135V134H168ZM172 135V134H171ZM178 135V134H177ZM189 135V134H188ZM191 135V134H190ZM190 135H189V137H190ZM193 135V134H192ZM208 135V134H207ZM244 135V134H243ZM243 135H240V136H242L244 139H246V135L245 136H243ZM10 136V135H9ZM8 136V137H9ZM57 136V135H56ZM69 136V135H68ZM68 136L67 137H65V138H68ZM140 136V137H139ZM167 136V135H166ZM205 136H206V134H205ZM222 136H223V134H222ZM230 136H228L229 138V141H230V139L232 140V138H230ZM233 136V137H234ZM239 135H237L236 137H238ZM7 137V138H8ZM60 137V136H59ZM146 137V138H145ZM151 137V136H150ZM157 137V136H156ZM160 137V136H159ZM162 137V136H161ZM163 137H165V136H163ZM177 138H178V136H176ZM187 137V136H186ZM188 137V138H189ZM200 137V136H199ZM215 137H218V139L220 140V138H221V136H214V138H213V136H212V140H213V142H214V144L217 146L219 143H217V142H220L217 138V140H216V142L214 141V139H215ZM236 137H234V138H236ZM242 137H240V138H242ZM6 138V139H7ZM13 138V137H12ZM11 138V139H12ZM54 138V139H53ZM58 138V137H57ZM72 139L73 138H75L76 139V137H75V135H74V137H71ZM82 138V139H81ZM134 138H136L135 139V141H134ZM176 138V139H177ZM191 138V137H190ZM190 138H189V140H190ZM198 138V137H197ZM207 138V137H206ZM209 138H211V137H209ZM225 138V139H224ZM11 139L9 140V141H11ZM14 139V138H13ZM111 139V140H112ZM151 139V138H150ZM153 139H155V138H153ZM166 139H168V138H166ZM172 139H174V137L172 138ZM183 139H185V138H183ZM192 139H194L193 137H192ZM257 139V138H256ZM17 140V142H19ZM57 140V139H56ZM55 140V141H56ZM109 140H110V137H109ZM115 140H117V141H115ZM139 140V139H138ZM164 141H166L165 139H163ZM170 140V139H169ZM179 140L180 139H178V144H179ZM197 140V139H196ZM196 140H194V141H196ZM208 140V139H207ZM207 140H203V141H207ZM234 140V139H233ZM237 140H238V138H237ZM248 140V139H247ZM264 140V139H263ZM13 141V142H14ZM131 141V142H130ZM159 141H161V140H159ZM188 141V140H187ZM193 141V142H194ZM198 141H199V139H198ZM211 141V140H210ZM222 141V140H221ZM228 141V140H227ZM238 141H240V139L238 140ZM243 141V140H242ZM255 141V140H254ZM253 141V142H254ZM262 141V140H261ZM56 142H58V141H56ZM77 142H78V140H77ZM79 142H78V144H79ZM112 142V141H111ZM125 142H129V144H127V143H125ZM150 142H152V139H151V141ZM175 142V143H176ZM182 142V141H181ZM180 142V143H181ZM185 142H186V140H185ZM212 142V141H211ZM222 142H225V141H222ZM235 142V141H234ZM241 142V141H240ZM7 143V142H6ZM10 143V142H9ZM11 143H12V141H11ZM75 143H76V141H75ZM104 143V144H105ZM119 143H117V144H119ZM123 143H124V145H126V146H124L123 145ZM164 144H165V142H163ZM171 144L173 143V142H170ZM174 143V144H175ZM177 143H176V146H177ZM188 143H190L189 141H188ZM199 143H200V141H199ZM228 143V142H227ZM237 143V142H236ZM239 143V142H238ZM257 143V142H256ZM262 143V142H261ZM14 144V143H13ZM59 143H57V145H58ZM110 144V143H109ZM115 144V145H114ZM114 144H112V145H114V146H116V148H117V145H116V143H114ZM146 144V143H145ZM159 144V143H158ZM162 144V143H161ZM159 145V150L157 149L158 147H156L157 145L156 144H154L153 145V150H155V152L154 153H156L157 154V152H156V150H158V153H159V151L161 150L162 151V149L163 148H161L160 146H162L163 145V147H165L164 146V144H162V145ZM183 144V143H182ZM184 144H186V143H184ZM195 144H196V142H195ZM214 144H211V145H214ZM254 144V143H253ZM10 145V144H9ZM14 145H16V144H14ZM72 145L73 146H76L75 148H73L72 147ZM112 145H110L111 147H112ZM139 146V147H137V148H135L134 149V147L135 146ZM156 145V146H155ZM169 145V144H168ZM167 145V146H168ZM189 145H194L193 143L192 144H188V146ZM204 145H205V143H204ZM236 145V144H235ZM263 145V144H262ZM39 147V148H36V147ZM95 146H96V144H95ZM128 146V147H127ZM149 146V147H148ZM147 147L150 149V147H151V152L150 153H147V152H145V151H143V149L145 148V149H147V147H143L142 148V151H143V153H139L140 152V150L141 149H139L138 151L139 152H134V151H128V149H125V151L123 152V154L126 152V150H127V152H130V154H127L126 153V155H130L131 156V153H135L134 155H132V156H136V157H138V153L142 156V157H144V152H145V154H151L152 153V146H150V145H148ZM172 146H174L173 144H172ZM181 146H183V145H181ZM181 146H177V147H175V151L176 150H178V149H184L185 147L183 146V148H181ZM197 146L198 145H196V148H197ZM200 146V145H199ZM206 146V145H205ZM10 147V146H9ZM63 147V146H62ZM104 147H105V145H104ZM106 147L108 148V146L106 145ZM190 147V146H189ZM12 148V147H11ZM14 148H12V149H14ZM113 148V147H112ZM115 147L113 148L115 151L118 149H116ZM176 148H178V149H176ZM203 148V147H202ZM210 148V147H209ZM98 149V148H97ZM99 149H102V148H99ZM104 149V148H103ZM102 149V150H103ZM169 149H171V148H169ZM191 149V148H190ZM189 149V150H190ZM206 149V148H205ZM11 150V149H10ZM95 150V149H94ZM113 150V151H114ZM119 150V149H118ZM117 150V151H118ZM165 150V149H164ZM163 150V151H164ZM180 150H178L179 151V153H181V151ZM186 150H187V147H186ZM186 150H185V152H186ZM193 150V149H192ZM104 151V153L105 152H107V153H109L110 151H107L106 149H104L103 150ZM112 151V150H111ZM112 151V152H113ZM141 151V152H142ZM147 151V150H146ZM94 151H92V153H93ZM96 152V151H95ZM102 152V151H101ZM119 153L121 152V151H118ZM122 152H121V155H123L122 154ZM171 152V151H170ZM172 152H173V148H172ZM183 152V151H182ZM184 152V153H185ZM73 153V154H74ZM92 153H90V155L92 154ZM117 154V153H114L113 152V154H115V155H118V156H120V154ZM99 154H100V152H99ZM102 154V153H101ZM100 154V155H101ZM111 154V153H110ZM110 154L108 155V156H110ZM137 154V155H136ZM162 154V153H161ZM164 154H165V152H164ZM191 154V153H190ZM94 156H96L94 159H96L97 157H98V155H95V154H93ZM103 155V154H102ZM105 155V154H104ZM103 155V156H104ZM125 155V154H124ZM125 155V161H127V156ZM139 155V160L138 159H136L137 160V162L138 161H140V160H142V158H141V156ZM147 155H145L147 158H146V160L145 161H147L149 158H150V156L152 155H150V156H147ZM155 155V154H154ZM153 155V156H154ZM160 155V154H159ZM166 155H168L169 156V154H167L166 153ZM170 155H173V154H170ZM6 156H8V157H6ZM80 156H81V154H80ZM103 156H101V158L103 157ZM153 156H151V157H153ZM157 156V155H156ZM182 156V155H181ZM93 157V156H92ZM100 157V156H99ZM112 157V154H111V156H110V158ZM121 158L123 157V156H120ZM120 157H118L117 158V160L120 158ZM149 157V158H148ZM163 157V156H162ZM78 158V157H77ZM85 158V157H84ZM83 158V159H84ZM100 158V159H101ZM130 158L131 157H129L128 159V162L130 161ZM141 158V159H140ZM154 158V157H153ZM145 159V158H144ZM144 159L142 160V162H144ZM155 159V158H154ZM153 159V160H154ZM87 160V159H86ZM93 160V159H92ZM102 160V159H101ZM104 160H105V158H104ZM114 160V159H113ZM123 160V159H122ZM151 160H152V158H151ZM75 161V160H74ZM85 161V160H84ZM95 161V160H94ZM96 161H99V159H97ZM106 161V160H105ZM124 161V160H123ZM122 161V162H123ZM155 161H156V159H155ZM223 161V160H222ZM99 162H101V161H99ZM107 162V161H106ZM117 163L119 162V161H116ZM122 162H121V164H122ZM132 161H130V163H131ZM133 162L135 163V161L133 160ZM132 162V163H133ZM141 161H140V163H142ZM157 162H158V160H157ZM85 163H88V162H85ZM90 163V162H89ZM89 163H88V165H89ZM98 163V162H97ZM109 163V160H108V162L107 163H105L104 165H106V164H108ZM111 163V162H110ZM109 163V164H110ZM113 163V162H112ZM123 163H125V162H123ZM133 163V164H134ZM139 163V162H138ZM166 163V162H165ZM226 163V162H225ZM102 164V163H101ZM100 164V165H101ZM108 164V165H109ZM126 164V163H125ZM155 164V163H154ZM157 164V163H156ZM155 164V165H156ZM160 164V163H159ZM72 165V164H71ZM87 165V164H86ZM103 165V164H102ZM107 165V167H110V166H108ZM112 165V164H111ZM132 165V164H131ZM140 165V164H139ZM141 165H143V164H141ZM225 165V164H224ZM227 165V164H226ZM85 166V164L83 165V167ZM97 166V165H96ZM116 166V165H115ZM228 166V165H227ZM34 167H36L37 168V170L35 171L34 170ZM101 167V166H100ZM132 167V166H131ZM149 167V166H148ZM73 168V167H72ZM99 168V167H98ZM227 168V167H226ZM103 169V168H102ZM129 169V168H128ZM228 169V168H227ZM236 169V168H235ZM35 172H34V171ZM69 170V169H68ZM103 170H105V169H103ZM123 170V169H122ZM242 170V169H241ZM245 170V169H244ZM102 171V170H101ZM106 171V170H105ZM223 171H226V170H223ZM231 171H232V169H231ZM62 173L63 174V172L65 173L64 174V176H63V178H61V179H63L64 181H66V185H62L63 187H67V185L68 184H70L71 186H70V188L69 187H67L68 189L66 190V187H65V189H64V191L62 192L61 190H56V192L54 191H52V187L54 188L55 186H53L52 185V182H54L53 180H54V178H57L58 179V177H59V173ZM70 172H72V173H70ZM221 172V171H220ZM244 172V171H243ZM108 173V172H107ZM228 173V172H227ZM249 173V172H248ZM59 174V175H58ZM77 174V173H76ZM104 174V173H103ZM110 174V173H109ZM234 174V173H233ZM232 174V175H233ZM239 174V173H238ZM250 174V173H249ZM248 174V175H249ZM254 174V173H253ZM58 175V177H56ZM229 175V174H228ZM79 176V175H78ZM107 176V175H106ZM237 176V175H236ZM244 176V175H243ZM62 177V176H61ZM226 177V176H225ZM249 177H250V175H249ZM75 178H77V176H75ZM74 178V179H75ZM79 178V177H78ZM260 178V177H259ZM57 179H56V181H57ZM263 179V178H262ZM261 179V180H262ZM77 180V179H76ZM108 180V179H107ZM249 180H251V177H250V179ZM261 180H258V179H256V181H252L251 183H249V184H245L246 185V187H248V192H247V195H248V197H247V199H245L244 200V197H243V200L244 201H237V200H235L234 198H235V196L233 197V195L232 194H229V193H222V195H220V194H216V195H220V197H219V199L217 198V197H215L217 200H214V195H212L211 197H208L209 199L208 200H206L207 199V197H204L205 198V201L203 202L204 203V205L202 204V203H200L201 205H203V206H201L202 207V210H200V208H199V205H197V207H195L194 208V210H193V212H191V215H189L186 219H183V222H182V224L179 226V228H178V226H177V228L179 229V230H177V231H175V232H177L176 233V235H177V237H175L174 238V240L175 241H178L179 240V238H180V236L182 235V233H184V235H185V232L187 233L186 234V237H188L186 240H188V241H190V242H192V241H195V242H197V244L199 245V246H197V247H200L201 249H197V252H198V254L197 255H195L194 257H192V258H185V259H183L182 258V262H180L179 261V259L178 258H180V257H175V261H177V264H264V208H261V206L260 205H264V195L261 193V191L263 190L262 189V186L264 185V181H261ZM63 181V182H64ZM78 181H79V179H78ZM216 181V180H215ZM57 182H59V181H57ZM62 181H60V183H61ZM85 182V181H84ZM84 182H82V183H84ZM221 182V181H220ZM81 183V181L79 182V184ZM87 183V182H86ZM103 183V182H102ZM248 183V182H247ZM65 184V183H64ZM74 184V183H73ZM101 184V183H100ZM110 184V183H109ZM208 184V183H207ZM240 184V183H239ZM75 185V184H74ZM104 185H105V183H104ZM111 185V184H110ZM224 185V184H223ZM106 186H107V184H106ZM210 186V185H209ZM227 186V185H226ZM57 187V186H56ZM110 187H112V186H110ZM169 187V186H168ZM58 188V187H57ZM60 189H61V187H59ZM235 188V187H234ZM103 189V188H102ZM227 189V188H226ZM232 189V188H231ZM66 190V191H65ZM101 190V189H100ZM99 190V191H100ZM104 190V189H103ZM102 190V191H103ZM147 190V189H146ZM205 190V189H204ZM94 192H96L95 191V189L93 190ZM98 191V190H97ZM98 191V192H99ZM106 191V190H105ZM108 191V190H107ZM142 191V190H141ZM149 191V190H148ZM147 191V192H148ZM211 191V190H210ZM214 191V190H213ZM144 192V191H143ZM143 192H141V193H143ZM162 192V191H161ZM166 192H167V190H166ZM166 192H165V194H166ZM221 192V191H220ZM224 192V191H223ZM67 193H70L68 196H66L67 195ZM101 193H103V192H101ZM100 193V194H101ZM104 193H106V192H104ZM111 193V192H110ZM150 193V192H149ZM154 193V192H153ZM207 193V192H206ZM214 192H211V194H213ZM115 194V193H114ZM152 194V193H151ZM204 194H205V191H204ZM208 194V193H207ZM89 195V194H88ZM93 195V194H92ZM92 195L90 196V198L92 197ZM113 194H110V196H112ZM143 195V194H142ZM141 195V196H142ZM65 196L66 197H68L67 199H65ZM78 196H81L80 198H77V200H76V197H78ZM95 196V195H94ZM104 196V195H103ZM125 196V195H124ZM199 196V195H198ZM207 196V195H206ZM209 196V195H208ZM98 197H99V195H98ZM202 197V196H201ZM212 197H213V200H212ZM237 197V196H236ZM246 197V196H245ZM90 198H88V199H90ZM104 198H106V197H104ZM103 198V199H104ZM140 198H142V197H140ZM147 198V197H146ZM211 198V199H210ZM95 199H98V198H95ZM100 199V198H99ZM237 199V198H236ZM66 200V201H65ZM82 200V202H77V201H81ZM84 200V201H83ZM93 200V199H92ZM102 200V199H101ZM90 201H91V199H90ZM96 201H99V200H96ZM96 201H95V203H96ZM197 201H198V199H197ZM203 201V200H202ZM214 203H213V202ZM217 201H218V203H217ZM236 201V202H235ZM57 202H60L59 204H57ZM9 203V204H10ZM56 203V205H53V204H55ZM90 203H94V202H90ZM89 203V204H90ZM138 203V202H137ZM222 203L225 205V206H223L222 205ZM210 204H213V205H210ZM214 204H216V205H214ZM256 204H258V205H256ZM13 205V204H12ZM210 205V206H209ZM9 206V205H8ZM121 206V205H120ZM207 206H209V207H211V206H214V211H212V212H214L215 213V220L213 221V222H211L210 220V222L211 223H206V220H207V218L205 217V214H207V212H206V210H207V208H209V207H207ZM215 206H216V208H215ZM258 206V207H257ZM91 207V206H90ZM7 208V207H6ZM78 208H80V206L78 207ZM83 208H85V207H83ZM88 208V207H87ZM193 208V207H192ZM74 209V208H73ZM73 209H71V210H73ZM90 209V208H89ZM215 209H216V212H215ZM11 210V209H10ZM92 210V209H91ZM136 210V209H135ZM84 211H86V210H84ZM115 211V210H114ZM208 211V210H207ZM69 212V211H68ZM71 212V211H70ZM69 212V213H70ZM76 212H78V211H76ZM86 212H88L89 213V211L87 210ZM209 213H211L210 211H208ZM79 213V212H78ZM109 213V212H108ZM1 214V213H0ZM111 214V213H110ZM129 214V213H128ZM133 214V213H132ZM75 216H76V214H74ZM116 215V214H115ZM212 215V214H211ZM1 216H2V214H1ZM209 216V218H210V215H208ZM72 217H73V214H72ZM79 217H81V216H79ZM98 217V216H97ZM75 218V217H74ZM84 218H85V216H84ZM99 218H100V216H99ZM101 218H103V217H101ZM76 219V218H75ZM83 219V218H82ZM182 219V218H181ZM206 219V220H205ZM98 220V219H97ZM100 220V219H99ZM103 220H104V218H103ZM103 220H101V221H103ZM113 220V219H112ZM163 220V219H162ZM186 220V221H185ZM92 221H94V219L92 220ZM95 221H96V219H95ZM106 221V220H105ZM108 221H109V219H108ZM11 222H15V225L16 226H13V223H11ZM104 222V221H103ZM161 222V221H160ZM159 222V223H160ZM9 223H11V224H9ZM96 223V222H95ZM105 223V222H104ZM103 223V224H104ZM7 224H9L10 225V227H8V225ZM77 224V223H76ZM79 224V223H78ZM91 224H93V225H91ZM106 224V223H105ZM218 224V225H217ZM100 225V226H101ZM215 225H217L216 227H215ZM13 226V227H12ZM110 226V225H109ZM168 226V225H167ZM198 227V229H194V227ZM29 228V229H32L31 230V233H33V235H34V233H36V232H46V230L45 229H47V230H50V233L49 234H53V235H55V236H57L59 239H60V241H59V243L57 244V245H54V246H50V245H46V246H48V247H46V248H44V250L45 251H43L42 249L43 248H41L40 249V247L41 246H39V247H37V243H36V246H35V244H33L35 247H33V246H28V245H26V248L28 247V250H26L25 251V249L23 250V248H22V245L23 244H21V242H17V231L19 230H21V228ZM103 227V226H102ZM107 227V226H106ZM120 227V226H119ZM170 227V226H169ZM218 227V228H217ZM81 228V229H80ZM112 228V227H111ZM133 228V227H132ZM176 228V227H175ZM28 229V230H29ZM78 229H80V230H78ZM114 229V228H113ZM215 229L217 230H219V233L217 234V235H215L216 233H214L215 232ZM26 230V229H25ZM93 230H94V232H93ZM102 230H103V228H102ZM102 230H100V232L99 233H101L102 232ZM214 230V231H213ZM98 231H99V229H98ZM213 232V235H212V232ZM26 232V231H25ZM48 232V231H47ZM160 233H162L163 235L164 234H166V235H169V234H172V233H174V230H172V229H166V228H164V229H160V231H159ZM29 233V232H28ZM27 232H26V234H28ZM98 233V235L97 234H95L96 236H99V235H101V234H99ZM107 233V232H106ZM19 234H21V233H19ZM24 234V233H23ZM47 234V233H46ZM95 235H92V236H95ZM106 235V234H105ZM211 235L212 236H214V237H211ZM21 236H22V234H21ZM28 236V235H27ZM29 236H30V233H29ZM38 236V235H37ZM106 236H109V235H106ZM88 237H90L89 239H91V240H88V239H86V238H88ZM183 237V236H182ZM235 237V238H234ZM237 237V238H236ZM20 238V237H19ZM27 238V237H26ZM29 238V237H28ZM50 238V237H49ZM53 238V237H52ZM84 238V239H83ZM108 238V237H107ZM130 238V237H129ZM136 238L137 237H135L134 239L132 238V239H129L128 240V238H126V242L129 244L128 245V247H126V244L127 243H125L124 244V241L122 242L124 245H125V249L124 250H126L127 252H128V254H129V256L130 257H133L134 258V256H136V255H140L141 256V254H142V256H143V254H145L146 252H148L149 250H148V248H149V245L147 246H145V244H144V242L142 243H140L139 242V239L138 240H136ZM141 238V237H140ZM143 238V237H142ZM22 239V238H21ZM20 239V240H21ZM23 239H24V237H23ZM22 239V240H23ZM54 239V238H53ZM83 239V240H82ZM93 239H95L94 241H93ZM29 240V239H28ZM58 240V239H57ZM104 240V239H103ZM102 240V241H103ZM52 241V240H51ZM102 241H100V244H99V247H100V245H101V243H102ZM108 241H109V239H108ZM107 241V242H108ZM140 241H142L141 239H140ZM219 241V243L218 244H216L217 242ZM56 242V241H55ZM55 242H54V244H55ZM103 242H105V241H103ZM111 243H112V241H110ZM194 242V243H195ZM23 243V242H22ZM140 243V244H139ZM43 244V243H42ZM52 244V243H51ZM95 244V243H94ZM93 244V245H94ZM97 244V245H98ZM102 244H104V243H102ZM107 244H109V243H107ZM121 244V243H120ZM25 245V244H24ZM31 245H32V243H31ZM40 245V244H39ZM53 245V244H52ZM133 247H132V246ZM159 245H161V244H159ZM95 246H96V244H95ZM102 246V245H101ZM104 246H106V244L104 245ZM118 246V245H117ZM195 246V247H196ZM148 247V248H147ZM167 248H169L168 246H166ZM165 247V248H166ZM118 248H120V247H118ZM166 248V249H167ZM89 249H90V251H89ZM121 250H122V248H120ZM119 249V250H120ZM124 250H123V252H124ZM196 250V249H195ZM89 251V252H88ZM108 251V250H107ZM106 252V251H105ZM169 252H171V251H168V253ZM195 253V252H194ZM193 253V254H194ZM109 254H110V252H109ZM168 255V254H167ZM1 256V255H0ZM145 256H146V254H145ZM129 257V258H130ZM48 261V262H47ZM101 264V263H100ZM175 264V263H174Z\"/></svg>", "mask_w": 264, "mask_h": 264}, {"label": "rangeland", "instance_id": "obj_2", "mask_svg": "<svg viewBox=\"0 0 264 264\" xmlns=\"http://www.w3.org/2000/svg\"><path fill=\"white\" fill-rule=\"evenodd\" d=\"M2 2H0V4L1 5H3V6H0V26H1V28H0V30L1 29H5V30H9L10 32H11V30L13 31V32H16L15 34L13 33V32H11L12 34H9V32L7 31V33H5V35L4 36H2V38H0V54H1V56H0V61L1 62H5V60H6V63L9 61V62H11L12 60V63H10V64H12V66L15 68V70L17 69L18 70V73L20 74V72L19 71H22V75L20 74V75H15V76H13L14 78L16 77V79H14V80H18L20 77H21V79H23V77L22 76H24L25 74L27 75V73L30 75V73L32 74V73H34V72H36L37 71V68H36V70H35V68H33L32 69V66L31 65H29L28 63H26V62H24V60L25 59H27L28 60V62L30 61V60H32V59H34V58H32L33 56L32 55H35L37 52L36 51H38L39 50V47L40 46H42V47H40V52L38 51V53L37 54H43V53H45V51H46V49L48 48H50V43H51V40L52 39H55V38H58V37H60L61 38V36H59V35H61V33L58 35V29H62L61 30V32L62 31H64L63 30V27H65V26H67V28L69 29V31L72 29V27L73 28H77L78 29V27H79V29H81V30H90V32H93L92 34L94 35H99L98 37H102V36H104V37H106L107 35H108V37H109V35H110V37H114V36H116V34L118 35L119 34V32L121 31V30H125L126 29V27H127V25H128V20L129 19H122L123 18V16L126 14V12H125V2H126V0H98V1H94V0H91L92 2H90V3H88V1L86 0H1ZM3 1H6V3L4 2L3 3ZM103 1V2H102ZM260 1H262V3L264 2V0H247L246 1V4H244L245 3V1L244 0H242V1H240L239 0V7H241L242 8V10L238 7L237 9H236V11L237 12H235V17H237V18H235L236 20H234V21H236V22H234L235 24H234V26H233V28L236 30L237 29V27H235V26H237V25H239V23L241 24L240 25V27L238 26V29L236 30V34L237 33H239L238 35V41H237V44L238 45H236L235 43V37L237 36H231V37H229L228 36V38H229V42H230V44H229V42H228V39H227V37H225L226 39H227V47H231V48H235V51H236V47L238 48V53H236L235 52V54L239 57V59L237 58V56L236 55H234V52L232 53L231 52V55H233L234 57H235V59H234V57L232 56L231 58H230V60L229 61H227V60H224L223 61V58L224 57H226L225 55V53L227 52L226 50H228L227 48H223L222 50L223 51H225V52H221V53H219L220 54V59H221V61H220V59H217V61H216V63H214L215 65H211V66H209V67H211V68H214V70H215V76L214 77H216V74H217V76H220L221 74H223V73H225V74H227L228 76H225L224 74V76H225V78L223 79V76L221 75L220 76V78L221 79H218L219 81L217 82V78H219V77H217L216 79L214 78V77H211L210 75H207L208 77H206V75H204V84H203V86H205V87H203L202 88V90H203V92L200 90L199 92H200V94H201V97H203V95H204V99L203 98H201V97H199V96H197V94H199V92H197L195 95H194V98H191V99H189V101L191 100V101H193V105L194 104H197L195 107L193 106V105H191L190 106V104L192 103V102H190L189 103V101L188 102H186V100L189 98V96L187 95V94H189V90L188 89H191L193 86H192V84H191V86H190V84L188 83V82H184V81H181L182 82V84H181V82L179 83L178 81L177 82H174V81H176V78L174 79V77L173 76H169V77H171V78H169V80L168 79H166V81L168 82V83H166L165 82V86H164V88L165 87H167V86H169V88H166V90H165V92H164V95L166 96L165 97V99H167V97L169 98L171 95L169 94V93H171L172 94V96H173V94L177 97V98H180L181 97V95L183 96L184 94V96L185 97H181V105H182V107H180V106H178V107H176V105L175 104H173V105H171L170 104V102L172 101V99H171V97H170V99L171 100H168V102H169V105H170V110H169V105H167L168 104V102H164L163 103V105L165 104V103H167L166 105H167V107H166V105L165 106H162V105H160V103L158 102V100L156 99V96L154 97L155 98V100H157V102L159 103H157L156 105H155V101L153 102L154 103V105L156 106V108H154L153 109V115H152V117H151V119L149 120V121H151L152 123H150L149 125H148V122L149 121H145V123L143 124V127H144V125H145V127L144 128H147L146 129V131H148V132H145V133H147V134H143L142 132H140L139 131V134L141 133V135H142V137L141 138H137V142L135 141V139L136 138H134V141L135 142H133V140H132V142H131V144H133L134 143V145H136L137 143H139V141L141 140V139H143L144 137L143 136H146V137H149V141H147L148 140V138H146L147 140H146V142H145V140L143 139V142L144 143H142V141H140V143L138 144V145H140V147L141 148H138V150L139 149H141L140 150V152L137 150V149H135V148H137V147H139L138 145L137 146H135L134 147V149L135 150H132V149H130L129 150V148H133V146L132 145H130L129 144V142H125V143H127V144H129L130 145V147H128V148H124V151H125V149H128V151H134V152H139V153H143V151H145V152H147V153H150L151 152V147H150V149L148 148L149 146L148 145H150V146H152V155L151 156H153L154 154V158L156 159V161H155V159L153 158V157H151L149 154L147 155V154H145V152H144V157H142L139 153H138V157H136V156H132V155H134L135 153L133 152V153H131V156L129 155H126V153L127 154H130V152H127V150H126V152L124 153L126 156H127V161H125V155L123 154V152H122V150H123V146H122V148L121 147H119V146H121L122 145V143L120 142H114L113 141V139L111 138V136H112V134H110L109 136H108V138H107V140H106V143L104 144L103 143V147H100V146H98V144L97 143H95L96 141H95V139L93 138H91V140H92V142H93V144H94V149H92L90 152H89V154H82V153H79L78 155H76V156H74L75 155V153L74 152H71V159H72V161H70V162H72V163H69L67 166H66V168H67V171H71L72 170V172H73V169H74V171H76L75 169H77V174L76 173H74L73 174V179L70 181V184L71 185H73V187H75L76 186V182H78V187H79V189L81 190L82 188H88V189H83V191H79V194L81 193L82 194V197L81 196H78V197H76V200H77V198H80V199H82L83 198V195H84V193L86 192H89V193H87V194H85L84 196H88V198H90V196L92 195V197L90 198L91 199V201H90V199H88L87 197H84V198H86V201H85V203L86 202H88L89 201V203L90 202H94V203H88V205L89 206H84V205H87V203L86 204H84L83 205V207H85V208H83V207H81L82 205H79L80 206V208H78L79 206H77L76 205V207L77 208H75V206L74 207H71V209H73V210H68L67 211V213L66 212H64L63 214L65 215V216H67L68 217V219L70 218L69 216H71V222L73 223L74 221H75V223H73V226H74V224L77 226L78 225V227L80 226V227H82L81 226V222L83 221L84 222V219H85V221H86V219H87V217H89L88 215L90 214V213H92V214H90V217L92 218L93 216H94V221H92V220H90L92 223L94 222V224H96L95 225V227H97V223L98 224H100L101 222H102V225L100 226V225H98V227L97 228H94V230L96 229V233H93L92 234V232H91V230L93 229V227H94V225L93 224H91V225H93L92 226V228L90 227V232H89V234H88V236L89 235H91V239L92 238H97L98 237V239H99V237L101 236L102 237V239L100 238V240H97L96 239V241L100 244V241H102L103 239V241H105V242H103L102 241V243H104V244H102L101 243V245H100V247H99V244L98 243H96L94 240L95 239H93V241H94V243L96 244V246H95V244L92 242V246H94V247H91L90 249H93L91 252H89L90 251V249H89V254H90V257L91 256H93V258L91 257V261H93L94 263H101V264H177V261H175L174 259H175V257H180V258H178L179 259V261L180 262H182V258L183 259H185V258H192V257H194L195 255H197L198 254V252H197V249H201L200 247H197V246H199L198 244H197V242H195V241H192V242H190V241H188V240H186L188 237H186V232H185V235H184V233H182V235L180 236V238H179V240L178 241H175L174 240V238L175 237H177V235H176V233L178 232L177 230H179L178 228H179V226L182 224V222H183V219H186L189 215H191V212H193V210H194V208L195 207H197V205H199V208H200V210H202V207L201 206H203L204 205V201H205V198L204 197H207V199L206 200H208L209 198L208 197H211L212 195H214L213 197H214V200H217L215 197H217L218 195H216V194H220V195H222V193H229V194H232L233 195V197L235 196V200H237L238 202L239 201H244L245 199H247V197H248V195H247V192H248V187H246V185L245 184H249V183H251L253 180L254 181H256V179H258V180H261L262 178V180L261 181H264V137H263V139H260V141L258 140L259 138L258 137H255V139H253L254 137H251V135H250V128H248V130H246L247 129V127H250V126H246V125H244V127L246 128H240V130H238V133L239 134H237V132H236V134L237 135H239L238 137H236L237 135L235 134V136L234 135H232V136H230L229 134H227V133H229V132H227V131H229L230 129H231V127H233V124H234V126H237V121H242L243 123H245V121H246V124H247V122L248 121H250V118H252L253 116V118H255L257 115H259V113L258 114H256V115H254L253 114V112L251 111V110H253L255 113H257L256 111H258V109H257V107H258V105L260 104L259 103V101H256L257 99H255V95L253 94V91H254V89H255V87H253V85H252V87H251V79H252V81L254 80V81H258L256 84H254V86H256V85H258V84H260V82H259V80H260V78L258 77V76H256V77H250L249 75V71H250V64L248 63V57H250L249 55H250V49L248 50V48H247V46H244L245 44V42H246V45L248 44V42H251L250 44L252 45V40L251 39H249L248 41H245L244 39L248 36V38H250V34L252 35V32H251V30L249 31V29H251L250 28V26L255 22H257L256 24L257 25H261V23H263L262 25H264V13H263V11H264V3H263V5H262V3L260 2ZM100 2H101V4H100ZM242 2V3H241ZM244 2V3H243ZM255 2V3H254ZM256 2L258 3V6L257 5H255L256 4ZM248 3L252 6H249L248 5ZM254 3V4H253ZM89 4V5H88ZM98 4V5H97ZM247 5V6H245L244 7V5ZM83 5V6H82ZM241 5V6H240ZM259 5H261V7L263 8V9H261V7L259 6ZM119 6V7H118ZM257 6V8H255ZM106 7V8H105ZM114 7V8H113ZM260 7V8H259ZM79 8V9H78ZM86 8V9H85ZM104 9V11H103V14H101V15H99V13H102L101 12V9ZM116 8V9H115ZM253 8V9H252ZM63 9V10H62ZM246 9V10H245ZM249 9V10H248ZM257 9V10H256ZM65 10V11H64ZM107 10V11H106ZM109 10H111V11H109ZM243 10H244V12H243ZM252 10V11H251ZM255 12H254V11ZM259 10H262L261 12L263 13H259ZM58 11V12H57ZM100 11V12H99ZM238 11H239V13H240V11H241V13L242 14H239L238 13ZM245 11H246V13H245ZM250 11V12H249ZM13 12H16V13H13ZM26 12V13H25ZM66 12V13H65ZM248 12H249V15L250 16H252L253 14H255L254 15V18L252 19V18H250L249 17V15H248ZM252 12H253V14H252ZM256 12L257 13H259V14H256ZM61 13H63V14H61ZM73 15H72V14ZM244 13L246 14V17H241L240 15H244ZM251 13V14H250ZM20 14V15H19ZM22 14V15H21ZM51 14V15H50ZM57 14H59V15H57ZM10 15V16H9ZM68 15V16H67ZM103 15V16H102ZM4 16V17H3ZM7 16V17H6ZM11 16H12V18H11ZM15 16V17H14ZM23 16V17H22ZM245 16V15H244ZM260 17V19L261 20H263V22L258 18V17ZM4 19H3V18ZM6 17V18H5ZM9 17V18H8ZM16 18V19H14V18ZM44 17V18H43ZM65 19H64V18ZM70 17H71V21H72V24L71 23H69V21H70ZM153 17H158V15H153ZM239 17V18H238ZM248 17V18H247ZM8 18V19H7ZM11 18V19H10ZM22 18V19H21ZM40 18V19H39ZM76 18V19H75ZM242 19V21H241V19ZM250 18V22L251 23H249V26H247V24H248V22L247 21H249V20H246V19H249ZM18 19V20H17ZM21 21H20V20ZM48 19V20H47ZM54 19V20H53ZM240 19V20H239ZM251 19L254 21V22H252L251 21ZM13 20V21H12ZM22 20H24V21H22ZM26 20V21H25ZM32 20H34V21H32ZM37 20V21H36ZM41 20V21H40ZM56 20V21H55ZM64 20V22H62ZM65 20L67 21L66 22V24H65ZM122 20V21H121ZM127 20V21H126ZM258 20V21H257ZM17 21H18V23H17ZM55 21V22H54ZM70 21V22H71ZM158 21V20H157ZM239 21H241V22H239ZM245 23H244V22ZM260 21V22H259ZM1 22H3L2 24H1ZM12 22V23H11ZM30 22V23H29ZM33 22V23H32ZM159 22H160V20H159ZM247 22V23H246ZM260 24H259V23ZM11 23V24H10ZM21 23V24H20ZM38 23V24H37ZM68 23V24H67ZM75 23V24H74ZM243 23H244V25L247 27V29L246 28H244L245 26L243 25ZM20 24V25H19ZM25 24V25H24ZM27 24V25H26ZM53 24V25H52ZM65 24V25H64ZM70 24H71V26H70ZM251 24V25H250ZM4 25V26H3ZM68 25L70 26V28L68 27ZM77 27H76V26ZM262 25L260 26L261 27V29L257 26V30H255L256 32L258 31V32H262L261 34H263L264 33V26L262 27ZM3 26V27H2ZM38 28H37V27ZM243 26V27H242ZM5 27V28H4ZM8 27V28H7ZM13 27V28H12ZM16 27V28H15ZM35 27V28H34ZM40 27V28H39ZM60 27V28H59ZM244 29H242V28ZM256 27V26H255ZM7 28V29H6ZM67 28H64V29H67ZM240 28H241V30H240ZM263 28V29H262ZM43 29V30H42ZM49 29V30H48ZM51 29V30H50ZM256 29V28H255ZM19 30H21V31H19ZM32 30V31H31ZM54 30V31H53ZM59 30V31H60ZM123 30V31H124ZM22 31H24V32H22ZM25 31H26V33H25ZM39 31V32H38ZM46 31H49V32H46ZM51 31H52V33L53 34H49V33H51ZM123 31H121V32H123ZM238 31V32H237ZM241 31H243L242 33H244V34H241L240 32ZM22 32V33H21ZM36 32H37V34H36ZM54 32H55V34H56V32H57V37H56V35L54 34ZM120 32V33H121ZM256 33V34H258V35H261L260 33ZM0 33H1V31H0ZM30 33H31V35H34V37L32 38V36L30 35ZM36 34V36H35V34ZM63 33V32H62ZM109 33V34H108ZM220 35H222L220 32H218ZM217 33V35L215 36L216 37V40L218 39V38H221V39H224V37L222 38L221 36L219 37V34ZM247 33V35L245 36V34ZM248 33H250L249 35H248ZM255 33V32H254ZM6 34H8L7 36H6ZM39 34V35H38ZM3 35V34H2ZM22 35V36H21ZM27 35V36H26ZM38 35V36H37ZM1 36V35H0ZM6 36V37H5ZM29 36H31V37H29ZM212 36V37H211ZM209 35V38L207 39V40H211L213 37H214V35ZM243 36H245V38L243 37ZM4 37V38H3ZM44 37V38H43ZM50 37H55V38H50ZM104 37L102 38V39H104ZM218 37V38H217ZM243 37L244 39L243 40H241V38ZM31 38V39H30ZM41 38H43L44 39V41L43 42H41L43 39H41ZM240 38V39H239ZM34 41H33V40ZM49 39V40H48ZM220 39V40H221ZM226 39H224V40H226ZM233 39V40H232ZM263 39H264V35H263ZM47 40H48V42H47ZM59 40V39H58ZM207 40H206V42H207ZM219 40V39H218ZM251 40V41H250ZM4 41H5V47L3 46V44H4ZM7 41V42H6ZM35 42L36 43V45L37 46H39V47H37L36 45H33V42ZM56 40H54V43H55V52H57L58 50L57 49H59L60 50V47H62V46H67V45H69V43L67 44L66 42V44L67 45H65V43H63V45H62V42H61V40L58 42V41H56ZM232 41V42H231ZM234 41V42H233ZM242 41V43H240V42ZM244 41V42H243ZM254 41V40H253ZM41 42V43H40ZM47 42V43H46ZM209 42V41H208ZM207 42V43H208ZM239 42V43H238ZM7 43V44H6ZM8 43H10V44H8ZM30 43V44H29ZM34 43V44H35ZM178 43V42H177ZM175 44V46H174V48L176 49H179L180 48V44L178 43V44ZM22 44V45H21ZM49 44V45H48ZM233 44V45H232ZM21 45V46H20ZM27 46L28 48H32L30 51H32L31 53H32V57L31 56H29L28 58L27 57H23L24 55H30V53H28V52H30V51H28L27 52V50H29L27 47L25 48V47H23V50H21V48H22V46ZM32 45V46H31ZM43 45H44V47H45V45H46V49L44 48V50H43ZM48 45V46H47ZM59 45V46H58ZM177 45H179V46H177ZM229 45V46H228ZM231 45V46H230ZM236 45V47H233V46H235ZM7 46H8V50H7ZM11 46V47H10ZM15 46V47H14ZM16 46L18 47L19 46V49L21 50H19V49H17L16 48ZM31 46V47H30ZM250 46V45H249ZM12 47H14V48H12ZM35 47V48H34ZM59 47V48H58ZM242 47V48H241ZM2 48V49H1ZM5 48V49H4ZM12 48V49H11ZM16 48V49H15ZM38 48V49H37ZM42 48V49H41ZM53 48V47H52ZM51 48V49H52ZM251 48V47H250ZM4 49V50H3ZM11 49V50H10ZM16 51H15V50ZM24 49H25V51L28 53V54H26V52H24ZM36 49V51H34ZM143 49V48H142ZM219 48H217V50H218ZM244 49V50H243ZM5 50H7L6 52H5ZM10 50V51H9ZM42 50V51H41ZM65 50V49H64ZM63 50V51H64ZM67 50V49H66ZM205 50V54H202V55H205V58H206V54H208L209 53V51H212L211 49H204ZM216 50V51H217ZM9 51V52H8ZM13 51H15L17 54H15V52H13ZM44 51V52H43ZM146 52V54H145V52ZM232 51H234V49H232ZM241 52V55H242V53H244L243 51H245V53H247L248 52V54L247 55H245V58H242V59H244V60H242L240 57H242L241 55H240V52ZM11 52V53H10ZM20 52H21V54H20ZM35 54H34V53ZM42 52V53H41ZM66 52V53H65ZM68 52H69V54H70V52L72 53V50H70V51H64V53H65V55H68ZM142 52H144V54L142 53ZM148 52V50H146V49H144V50H142L141 51V55H140V51L138 52V55H140L139 57H142V63H143V65H145L146 67L148 66L147 64H150L151 65V63H152V65L150 66L149 65V69H146V67H143L142 68V70L144 71V73L145 72H147L146 70H150L149 72L150 73H152V74H154L153 72L154 71H152L153 69L155 70V67L157 68V66H156V64H155V62L157 61L156 59L158 58V57H160L158 54H156V52H154V54L153 53H147ZM215 52V51H214ZM228 52H229V50H228ZM5 53V54H4ZM23 53H25V54H23ZM211 54L213 53V51L212 52H210ZM208 54V56L209 55H211V54ZM224 53V54H223ZM244 53V54H245ZM3 54V55H2ZM7 54H9V55H7ZM11 54H12V56H11ZM36 54V55H37ZM39 54V55H40ZM176 53L174 52L173 54H171V57H173L174 55H175ZM223 54V55H222ZM35 55V56H36ZM44 55V54H43ZM155 55V56H154ZM176 55H178V54H176ZM240 55V56H239ZM6 56V57H5ZM14 56V57H13ZM18 56V57H17ZM20 56V57H19ZM144 56V57H143ZM179 57H180V55H178ZM178 56H175V57H178ZM207 56V58H209ZM224 56V57H223ZM246 56H248L247 58H246ZM2 57H4V58H7L8 59V61H7V59H4V58H2ZM22 57V58H21ZM244 57V56H243ZM11 58V59H10ZM12 58H14V59H12ZM16 58V59H15ZM29 58H30V60H29ZM146 58V59H145ZM155 60V62H153L154 60ZM236 58H237V60H236ZM225 59V58H224ZM234 59V60H233ZM147 62V63H145V61ZM149 60V61H148ZM153 60V61H152ZM247 62H246V61ZM231 61V62H230ZM237 61V63H235ZM241 62L240 64L241 65H239V62ZM8 62V63H9ZM15 62V63H14ZM22 62H24V65L25 64H27L26 66H28V67H26L25 66V68H26V70H25V68H24V66L22 65L23 63ZM150 62V63H149ZM217 62L219 63L220 62V64H217ZM222 62H224V63H222ZM228 64H227V63ZM234 63V65H233V63ZM245 62H246V65H245ZM17 63V66H18V68H16V66L14 65V64H16ZM18 63L23 67H21L20 65H18ZM22 63V64H21ZM145 63V64H144ZM229 63H231V64H229ZM1 65L3 64V63H0ZM5 64V63H4ZM222 64H224V66L223 67H225V64H227L226 66L228 67V69L226 68H223L222 67ZM235 64H238V65H236V67H235ZM6 65H8V64H6ZM217 65V66H216ZM229 65H230V67L231 68H234V70L233 69H231L230 67H229ZM242 65H244L246 68H244V66L242 67ZM19 66H20V68L22 69H20L19 68ZM30 66V67H29ZM214 66V67H213ZM221 66V67H220ZM239 66H240V70L238 69L239 68ZM249 67V68H248ZM3 68H5V67H3ZM27 68H28V72L26 73V71H27ZM30 68V69H29ZM145 68V69H144ZM148 68V67H147ZM151 68V69H150ZM219 68H221L220 70H222V68L224 69V70H222V71H218V69ZM236 68V69H235ZM242 68V69H241ZM0 69H1V66H0ZM238 69V70H237ZM244 69V70H243ZM249 71H248V70ZM25 72H24V71ZM29 70H31V72L29 71ZM34 70V71H33ZM54 70V69H53ZM55 70H57V69H55ZM244 71V73L242 72V71ZM247 70V72H245ZM1 71V70H0ZM33 71V72H32ZM39 71V70H38ZM52 71V70H51ZM230 71H231V73H230ZM238 71V74L237 73H235V72H237ZM241 71V72H240ZM30 72V73H29ZM149 72H147V73H149ZM234 74H233V73ZM242 73H243V75H242ZM220 74V75H219ZM232 76V79L233 80H231V81H233V83L234 84H232L231 83V81H230V88L233 86H236V88H233V90L235 91V90H237V91H235V92H237V93H235L236 95H237V97H235L233 100L235 101V102H240V103H238V104H240V105H243V106H239L237 103H235V102H233L232 100H228L227 98H231V95H229V94H231L230 93V90H232V88L230 89V88H228V90H226L227 89V86H228V84H227V86L225 85L226 84V81L228 80V78L230 77L231 78V76ZM25 75V77H24V79L27 77H29L28 75L26 76ZM233 75H236V76H233ZM245 75H247V76H245ZM19 76V78H17ZM100 76V75H99ZM102 76V75H101ZM241 76H243V77H241ZM234 77H236V78H240V79H237V81L239 82V81H241L243 84V86L246 84L247 85V87H248V84H249V87L247 88L246 87V85H245V87H243L242 85H241V82H239V83H237V81H236V79L234 78ZM248 77H250V78H248ZM207 78V79H206ZM214 78V79H213ZM229 78V79H230ZM242 78V79H241ZM258 80H257V79ZM172 79V80H171ZM210 81H209V80ZM225 79H227L226 81H225ZM234 79H235V81H236V84H235V81H234ZM73 79H72V77H70V79H69V77L67 78V77H64V78H62L61 79V81H58V83H57V85H54V84H56V83H53V85H50V90L49 89H40V82H36V85L38 86H36V85H33V86H27V85H21L20 86V88H17V87H19V86H16V88L15 89H13L12 91H13V95L12 96H10V95H8V96H10V97H8V99H10V100H6V101H3V102H0V122L3 124L2 126H6V124L7 123H5V125H4V122H6L7 121V119H9V121L10 122H8V124L10 123H12L13 122V124H11V125H8L7 124V126L6 127H9V128H11V129H9V131H8V135H6V136H4V138L6 137H8L9 135V137L6 139L5 138V143H3V146L4 147H7V149H8V153H10V152H13L12 150H14V151H16V149L18 148V146H20L19 144H20V141H21V139H22V137H23V135L25 134V132L26 133H28L29 135L31 134V132L30 131H33V129L32 128H34V127H38V124L36 123V119H37V116H39V115H34V114H31V111H32V109L30 110V108H33V109H35V107H36V110H38V111H43V109L41 108V107H44L45 109H44V114L46 115V113L47 114H49L50 115V117H52L53 115L55 116L54 118H53V120H52V118H50L49 117V115H46V116H44V118H42V116L43 115H41V117H39V118H41V120H42V124L40 125L41 127H42V130L44 131V130H47V131H49L50 130V128H51V130L49 131V132H51L52 130H54L55 131V129H57L55 132L54 131H52V132H54L56 135H54V137H55V139L54 140H52V142H54V144H56V146H58L59 148H61V149H63V148H65L66 147V145H68V143L70 144L71 142H73L74 141V144H76V146H78L79 147V145L80 144H82L81 143V141L79 142V140L80 139H78V137H77V134L79 135V133H80V131L78 130V129H76V128H78V127H75V125L73 124H70L69 125V122L70 121H68V117L67 116H64V115H61V117L59 116V114H54V111L55 110H53L54 109V106L56 105H58V100H61L64 96H65V94L64 93H66L67 92V94L68 95H70L71 94V88L70 87H72V85L74 86V83L73 82H71ZM174 80V81H173ZM214 80V81H213ZM223 80L225 81V84H224V82H223ZM13 81V80H12ZM11 80H10V82H12ZM207 81V82H206ZM208 81L210 82V84H208ZM216 81V82H215ZM246 82V83H244V82ZM61 82V83H60ZM65 82H66V84H65ZM68 82V83H67ZM70 82V83H69ZM184 82V83H183ZM222 84V82H223V84L224 85H219L220 83ZM45 83L47 84V86L49 85V81L47 80V81H45ZM73 83V84H72ZM170 83V84H169ZM174 83H176V84H174ZM215 83H219V84H215ZM169 84V85H168ZM181 84V85H180ZM191 87H189L188 85ZM207 84L211 87V88H216L215 90L214 89H210V87L209 86H207ZM240 84V85H239ZM179 85V86H178ZM182 85H184V86H182ZM185 85H187L186 86V88H185ZM215 85H217L218 87H219V89L221 90V91H223V94H222V92H221V94H220V90L219 89H217V86H215ZM8 87V85H5L4 87H1L0 88V90L2 89V88H5V87ZM24 88H23V87ZM25 86H27V87H25ZM37 87V89H38V91H34L35 89H36V87ZM55 86V88H57V89H55V88H53V89H55V91L57 92V95H54V97L52 96V92H51V88L52 87H54ZM59 88H58V87ZM184 87V90H186V91H184L183 90V88L182 89H180V87ZM207 86V87H206ZM214 86V87H213ZM222 86H224V87H222ZM241 86V87H240ZM6 87V88H7ZM22 87V88H21ZM29 87V88H28ZM31 87H34V88H31ZM68 89H66V88ZM171 87V88H170ZM174 87V88H173ZM32 90H31V89ZM62 90H61V89ZM63 88H65V90L63 89ZM73 88V87H72ZM223 90H222V89ZM226 88V89H225ZM239 88H242V89H239ZM245 88V89H244ZM9 89V88H8ZM30 89V91L32 92H30V91H27V90H29ZM34 89V90H33ZM168 89H169V91H168ZM179 89V90H178ZM247 89H249V90H247ZM5 90V89H4ZM18 92H17V91ZM47 91V90H49L48 92H47V94H46V92L45 91ZM61 90V91H60ZM67 90V91H66ZM173 90V91H172ZM183 92H182V91ZM210 90H212L211 92H210ZM216 90H218V91H216ZM224 90H226V91H224ZM241 90H242V92H241ZM6 91H9V90H6ZM34 91V92H33ZM40 91H43V92H40ZM59 91V92H58ZM66 91V92H65ZM176 91H177V93L179 92H181L180 94H177L176 93ZM189 91V92H188ZM206 93H209V97H208V94L206 95L205 94V92ZM207 91H209V92H207ZM227 91H228V93H227ZM246 92V93H244V92ZM17 92V94H18V96H19V98L17 99L16 98V100H19V101H16V100H14V98H13V96H17V94L16 95H14L15 93ZM49 92L51 93V95L49 94ZM62 92V93H61ZM166 92H168V93H166ZM188 92V93H187ZM202 92V93H201ZM218 92V93H217ZM225 92V93H224ZM241 92V93H240ZM249 92H251V93H249ZM43 93V95L44 96H42L41 94ZM46 95H45V94ZM166 93V94H165ZM184 93V94H183ZM226 93H227V97H226ZM64 96H63V95ZM66 94V95H67ZM199 94V95H200ZM216 94L218 95V97L216 96ZM234 94V95H235ZM244 94V95H243ZM249 94V96H246V95H248ZM252 96H251V95ZM49 95H50V98H49ZM58 95L59 96H62V97H58ZM178 95V96H177ZM187 95V96H186ZM211 95V96H210ZM235 95V96H236ZM45 96H47V97H45ZM175 96L174 97H172L173 98V100H175L176 98H175ZM180 96V97H179ZM197 96V97H196ZM206 96V97H205ZM220 96V97H219ZM224 96V97H223ZM240 96H241V98H240ZM254 96V97H253ZM29 97V98H28ZM45 97L46 98V101H45V98L43 99V98ZM53 97V98H52ZM55 97H57L56 99H55ZM186 97H187V99H186ZM199 97V98H198ZM215 100H211L212 98ZM225 99H223V98ZM239 97V98H238ZM247 97V98H246ZM38 98V99H37ZM59 98V99H58ZM61 98V99H60ZM153 98V99H154ZM158 98V97H157ZM196 98H197V101H196ZM205 98H206V100H205ZM216 98V99H215ZM220 98V99H219ZM244 98V99H243ZM248 98H250V102H249V99ZM11 99H12V101H15V104H17V105H19L18 107H22L23 108V110L24 111H26V113H25V116H24V111H21V112H16V111H14V112H12V114H11V116H9V117H6V116H4V114L6 113V114H8L9 113V111L8 110H5V108L6 109H8L9 108V104H10V102H12L11 101ZM51 99V100H50ZM54 101H53V100ZM58 99V100H57ZM183 99V100H182ZM186 99V100H185ZM194 99V100H193ZM198 99H203L205 102L207 101V103H205V102H203V100L201 101V103H199L200 101L198 100ZM222 99V102H220V101H218V100H221ZM237 99V100H236ZM241 99V100H240ZM246 99V100H245ZM35 100V101H34ZM39 100H43L44 101V103H43V101L40 103V101ZM50 100V101H49ZM56 100V101H55ZM185 100V101H184ZM216 100H217V102H216ZM223 100H224V103H223ZM227 100L228 101H232L231 103H229V102H227ZM7 101H9V102H7ZM50 103H49V102ZM69 101V102H68ZM210 101H211V103H210ZM225 101H226V103H225ZM242 101H244V102H242ZM246 101V102H245ZM252 105V106H254L253 108L252 107H249V106H251L248 102ZM18 102V103H17ZM52 102H57L56 104H51ZM137 102H138V99H137ZM139 102H140V99H139ZM184 102V103H183ZM206 105V108H204L205 107V105L203 104V103ZM212 102H214V104H212ZM2 103V104H1ZM3 103H6V104H3ZM67 103H70V100H67V102L66 103H64V102H59V105L60 104H62L61 105V107L62 108H66L65 106H69ZM183 103V104H182ZM209 103V104H208ZM219 103V105H217ZM221 103V104H220ZM232 103H235V106H233V104ZM241 103H243V104H241ZM244 103H245V106L247 105V104H249V105H247L246 107H247V109H246V107H244ZM247 103V104H246ZM40 104H42V105H40ZM43 104H44V106H43ZM63 104H65V105H63ZM71 104V103H70ZM185 104H187V106L188 107H186V105ZM189 104V105H188ZM198 104H200V109L202 110V107H203V109H205V110H209L208 112L206 111H203L202 110V112H201V110L199 109V107L197 108V106H199ZM224 104V105H223ZM225 104H227V105H225ZM232 104V105H231ZM238 106H237V105ZM2 105H4V106H2ZM11 105V104H10ZM50 105V106H49ZM57 106V107H60V106ZM202 105H204V106H202ZM213 105H215L214 107H213ZM6 106V107H5ZM26 106V107H25ZM46 106V107H45ZM64 106V107H63ZM159 106H161V107H159ZM172 106V107H171ZM174 106V107H173ZM202 106V107H201ZM208 106V107H207ZM218 106H220V109L219 108H217ZM232 106L233 107V109L231 108L230 109V107ZM38 107H40L41 109H39ZM51 107V108H50ZM61 107H60V109H61ZM162 107H165V108H163V110L165 109V113L163 112V110H162ZM186 107V108H185ZM225 107H229V108H225ZM235 107V108H234ZM243 107V108H242ZM256 107V108H255ZM2 108L4 109V110H2ZM48 108H50V109H48ZM53 108V109H52ZM158 108V109H157ZM174 108V109H173ZM175 108H178V109H175ZM182 108H184L183 110H182ZM189 108H192V109H189ZM208 108V109H207ZM224 109V110H221V109ZM238 108H241V109H244V110H241V109H238ZM248 108H250V109H248ZM26 109H28V111L26 110ZM110 109V114H111V112H113L114 113V108L113 107H111V108H109ZM109 109H107V111L109 110ZM155 109H156V111H155ZM168 109V110H167ZM188 111H187V110ZM200 111H199V110ZM216 109H219V110H217L218 112L219 111H221V113L223 114V112L225 111V109H227L226 111H225V115L226 116H232V115H237L238 117H236V116H232V118L231 117H225V115L223 114V116L226 118V119H228V120H225V121H222V119H221V117H222V114L220 115V112L218 113V115H215L217 112L216 111H214V110H216ZM237 109H238V111H237ZM257 109V110H256ZM2 110V111H1ZM36 110H33L32 112H36ZM52 110H53V112H52ZM160 112H159V111ZM161 110H162V112H161ZM176 110H178L177 112H175ZM181 110V111H180ZM184 110H186V111H184ZM230 112H229V111ZM234 110H236L237 112H238V114L237 113H234V112H236V111H234ZM247 110H250V113H249V111H247ZM256 110V111H255ZM50 111V113H48V112ZM125 111V110H124ZM129 111V112H128ZM169 111V112H168ZM183 111V114H188V115H182L181 114V112ZM196 111V112H195ZM214 111V112H213ZM223 111V112H222ZM232 111V112H231ZM234 111V112H233ZM240 111H243L242 112V114H241V112ZM244 111H247L246 112V114H245V112ZM3 112V113H2ZM109 112H108V114H109ZM123 112V111H122ZM128 112V113H127ZM158 112V114H156V115H154L155 113H157ZM185 112V113H184ZM192 113V114H189V113ZM199 114H198V113ZM212 114V118L210 117V113ZM230 114H229V113ZM31 114V115H34V116H28V114ZM38 113V112H37ZM42 113V114H43ZM124 113V112H123ZM135 111H130V110H126L125 111V115L126 114H128L129 116H131V117H129L128 118V115L126 116V118L128 119V121L129 122H131L130 124H132V122H133V126H135L136 128L135 129H138L139 128V124L136 122L137 120H136V118L138 117V115H135ZM173 113V114H172ZM181 114V116L180 117H182L183 118V120L185 119H188V120H186V121H181L180 120V117L179 116H177V114ZM194 113V114H193ZM197 115H196V114ZM200 113H202L201 115H204L205 113H207V114H205V116H201L200 117ZM215 113V114H214ZM232 113H234V114H232ZM242 115H240V114ZM251 113L253 114V115H251ZM5 114V115H6ZM109 114V115H110ZM137 114V113H136ZM210 114V115H209ZM215 116H217V117H214V115ZM232 114V115H231ZM248 114V115H247ZM8 115H10V114H8ZM15 115V116H14ZM56 115L58 116V117H56ZM133 115H135V116H133ZM160 115V116H159ZM172 115H174L173 117L175 118V121L173 120L174 118L172 117ZM196 116V117H194V116ZM244 115H247L248 117H249V119H248V117L246 118ZM250 115V116H249ZM2 116V117H1ZM3 116H4V118H3ZM50 118V120L49 119H47L48 117ZM64 116V117H63ZM157 116V117H156ZM171 116V117H170ZM186 116V117H185ZM190 116L191 117H193L194 119H190ZM199 116V117H198ZM219 116V117H218ZM221 116V117H220ZM244 116V117H243ZM252 116V117H251ZM13 117V118H12ZM26 119H24V118ZM27 117V118H26ZM36 118V119H34V118ZM47 117V118H46ZM67 117V118H66ZM132 117H136V118H134V120H135V122H134V120H132L133 118ZM170 117V119H168ZM177 117V118H176ZM179 117V118H178ZM206 119H205V118ZM208 117V118H207ZM214 117V118H213ZM236 117V118H235ZM241 117V118H240ZM6 118V119H5ZM10 118H11V120H10ZM28 118H30V119H28ZM33 118V119H32ZM46 118V120L45 121H48L49 123H51V124H47V122H46V124L44 125V123H45V121H43L44 119ZM62 118V119H61ZM66 118V119H65ZM132 118V119H131ZM154 118V119H153ZM181 118V119H182ZM201 118H203L202 120L204 121V122H206V123H204L203 121H201ZM209 118H210V120H209ZM221 120H220V119ZM223 118V117H222ZM224 118V119H225ZM233 118H235V119H233ZM238 118H240L239 120H238ZM5 119V120H4ZM14 119H16V122H15V120ZM106 119V118H105ZM104 119V121H105V123L107 124L108 123V125H109V122L110 121H107L108 119L110 120V118H108V119H106L105 120ZM138 119V118H137ZM153 119V120H152ZM176 119L179 121V124H181L180 126L179 125H177L176 126V124H178L177 123V121H176ZM212 119V120H211ZM216 119H219L220 121H218V120H216ZM223 119V120H224ZM229 119H232L233 120V123H232V120H231V122H229L230 120ZM237 119V120H236ZM244 119H246V120H244ZM2 120V121H1ZM21 120V121H20ZM28 120H29V122H28ZM31 120V121H30ZM32 120H34V123H36V125L33 123V121ZM52 120V121H51ZM63 120V121H62ZM65 120V121H64ZM130 120H132V121H130ZM173 120V121H172ZM190 120H192V122L190 121ZM194 120V121H193ZM197 120V122H198V120H200V122H201V124L202 125H204L205 126V124L206 125H208V124H210V123H213L214 124V122L216 123L215 125H216V127H215V125H213V124H211V125H209V128L206 126V127H204V126H200V122L198 123V125H197V123L195 122ZM210 121V122H207V121ZM103 121V122H104ZM154 121V122H153ZM171 121L173 122V124L174 123H176V124H172L171 123ZM213 121V122H212ZM216 121H218L220 124H221V121L222 122H225V126H223L222 124V126L221 125H219V123L218 122H216ZM227 121V122H226ZM234 121L237 123H234ZM68 122V123H67ZM167 122L169 123L170 122V124H168L167 125ZM181 122V123H180ZM189 122H191V123H189ZM21 124V126H19L20 124ZM32 123H33V125H32ZM55 123L56 124H58V125H55ZM71 123H73V122H71ZM136 123H137V125H138V127H137V125H136ZM187 123H189V124H187ZM226 123H228V124H226ZM229 123H231V124H229ZM250 123V122H249ZM65 124V125H64ZM130 124H129V126H130ZM146 124H147V126H146ZM183 124H184V126H183ZM186 124L187 125H189V128H188V126H186ZM190 124H196L197 125V127L198 128H195L194 129V127H196V125H192V126H190ZM217 124L219 125V127H218V129L220 130L221 128L224 130V132H220V134L221 135H219L218 133H219V130L218 129H216V130H218L217 132V134H216V132H215V134L213 135L212 134V136H213V138H214V136H221V138H220V140L218 139V137H215V139H214V141L216 142V140L218 139L220 142H217V143H219L217 146L214 144V142H213V140H212V136H209V134H211V133H209V131H210V127L212 128L213 126V128L211 129L212 131H210V132H213V130L215 129V128H217ZM19 127H18V126ZM48 127H47V126ZM150 125H151V129H152V132H149L150 131ZM213 125V126H212ZM229 125V126H228ZM24 126V127H23ZM28 126V127H27ZM32 127V128H30V127ZM47 128H46V127ZM71 126H73V128H71ZM167 126H168V128H167ZM171 126H173V127H171ZM181 127V128H179V127ZM186 127L188 130L190 129V127H191V129L189 130V132H188V130L186 131L185 130V128H183V127ZM199 126L200 127H202V128H199ZM238 126H241V125H239L238 124ZM20 127H22L21 129H20V131H19V128ZM44 127V128H43ZM71 128V130H69V131H71V132H67V134H66V130L68 131V129H70ZM131 127H132V125H131ZM175 127H177V128H175ZM226 127H228L229 128V130H228V128H226ZM18 128V129H17ZM53 128V129H52ZM60 130H59V129ZM149 128V129H148ZM181 129V130H179V129ZM203 128H204V130H207V131H204L203 130ZM207 128V129H206ZM260 130L261 128H263V127H259L258 125L257 126H255L254 127V129H256L255 130V134L256 133H258V132H256L258 129ZM27 129V130H26ZM29 129V130H28ZM31 129V130H30ZM74 129V130H73ZM170 129V130H169ZM171 129H173L172 131H171ZM194 129V130H193ZM201 130V132H202V134H201V132H199L200 130ZM25 130V131H24ZM77 130H78V132H77ZM125 130V129H124ZM139 130V129H138ZM137 130V131H138ZM174 130H178V131H174ZM183 130V131H182ZM223 130H220V131H223ZM247 131V133H249V137H248V134L245 132L244 133V131ZM258 130V131H259ZM14 131V132H13ZM16 131L18 132L17 133V135L19 136V138L21 137V139H19L18 137L16 138V141H14L15 140V133H16ZM24 131V132H23ZM73 131V132H72ZM76 131V132H75ZM104 131V130H103ZM119 131H121V130H119ZM126 131V130H125ZM179 131H181V134H180V132ZM195 133H193V132ZM215 131V130H214ZM243 131V132H242ZM23 132V133H22ZM60 132V133H59ZM122 132H124L123 131V129H122ZM122 132H118V134H121ZM183 132V133H182ZM191 132V133H190ZM199 132V133H198ZM207 132V133H206ZM227 132V133H226ZM240 132H242V133H240ZM12 133V134H11ZM62 133V134H61ZM71 133H77V134H72L71 135ZM174 133H176V135L174 134ZM186 133V134H185ZM190 135V137H189V135ZM214 133V132H213ZM169 134V135H168ZM172 134V135H171ZM178 134V135H177ZM182 134H185V135H183L182 136V138H181V135ZM193 134V135H192ZM205 134H206V136H205ZM208 134V135H207ZM222 134H223V136H222ZM224 134H227L228 136H230V138H232V140L230 139V141H229V137L228 136H226L225 138H227V139H225V140H223V138L222 137H224L225 135ZM244 134V135H243ZM255 134H254V131H253V136H255ZM69 135V136H68ZM70 135H71V137H74V135H75V137H76V139L75 138H71L70 137ZM167 135V136H166ZM240 135H243V136H245L246 135V139H244L242 136H240ZM258 135V134H257ZM60 136V137H59ZM68 136V138H65V137H67ZM151 136V137H150ZM157 136V137H156ZM160 136V137H159ZM162 136V137H161ZM163 136H165V137H163ZM176 136H178V138L176 137ZM187 136V137H186ZM200 136V137H199ZM236 137V138H234V137ZM14 139H13V138ZM58 137V138H57ZM109 137H110V140H109ZM140 137V136H139ZM174 137V139H172ZM190 138V140H189V138ZM192 137L194 138V139H192ZM198 137V138H197ZM207 137V138H206ZM209 137H211V138H209ZM240 137H242V138H240ZM12 138V139H11ZM152 139V142H150L151 141V139ZM153 138H155V139H153ZM166 138H168V139H166ZM177 138V139H176ZM183 138H185V139H183ZM217 138V139H216ZM237 138H238V140L240 139V141H238L237 140ZM257 138V139H256ZM11 139V141H12V143H11V141H9ZM20 141H19V140ZM57 139V140H56ZM82 139V138H81ZM112 139V140H111ZM139 139V140H138ZM163 139H165L166 141H164ZM170 139V140H169ZM178 139H180L179 140V144L177 143L178 142ZM197 139V140H196ZM198 139H199V141H200V143H199V141H198ZM208 139V140H207ZM234 139V140H233ZM248 139V140H247ZM17 140L19 141V142H17ZM58 141V142H56V141ZM71 142H70V141ZM73 140V141H72ZM77 140H78V142H79V144H78V142H77ZM159 140H161V141H159ZM185 140H186V142H185ZM190 142V143H188V141ZM194 140H196V141H194ZM203 140H207V141H203ZM212 142H211V141ZM225 141V142H222V141ZM228 140V141H227ZM243 140V141H242ZM255 140V141H254ZM262 140V141H261ZM14 141V142H13ZM75 141H76V143H75ZM112 141V142H111ZM115 141H117V140H115ZM177 141V142H176ZM182 141V142H181ZM194 141V142H193ZM235 141V142H234ZM254 141V142H253ZM7 142V143H6ZM10 142V143H9ZM163 142H165V144L163 143ZM170 142H173L172 144L174 145V146H172V144L170 143ZM177 143V146H181V145H183L184 147L186 146L187 147V150H186V147L184 148V149H178V148H176V149H178V150H180L181 151V153H179V151L178 150H174L175 149V147H177L176 146V143ZM181 142V143H180ZM195 142H196V144H195ZM228 142V143H227ZM237 142V143H236ZM239 142V143H238ZM257 142V143H256ZM262 142V143H261ZM16 144V145H14V144ZM57 143H59L58 145H57ZM110 143V144H109ZM114 143H116V145H117V148L119 149H117L116 148V146H114L115 144ZM117 143H119V144H117ZM136 143V144H135ZM146 143V144H145ZM159 143V144H158ZM164 144V146L165 147H163V145L162 144ZM175 143V144H174ZM183 143V144H182ZM184 143H186V144H184ZM194 144V145H189L188 146V144ZM204 143H205V145H204ZM254 143V144H253ZM10 144V145H9ZM17 144H18V146H17ZM95 144H96V146H95ZM112 144H114V145H112ZM126 144V145H127ZM154 144H156L155 146L156 147H158L157 149L159 150L160 148H159V145L161 144L162 146H160L161 148H163L162 149V151L160 150L159 151V153H158V150H156V152H157V154L156 153H154L155 152V150H153L154 148H153V145ZM169 144V145H168ZM211 144H214V145H211ZM236 144V145H235ZM263 144V145H262ZM83 145V144H82ZM104 145H105V147H104ZM106 145L108 146V148L106 147ZM110 145H112V147L114 148H116L118 151H121L122 152V154L123 155H121V152L119 153L117 150L115 151ZM119 145V146H118ZM123 145H124V143H123ZM126 145H124V146H126ZM168 145V146H167ZM196 145H198L197 146V148H196ZM200 145V146H199ZM10 146V147H9ZM14 146H15V148H14ZM63 146V147H62ZM76 146H73L72 145V147L73 148H75ZM148 146V147H147ZM183 146H181V148H183ZM14 148V149H12V148ZM143 147H147V149H143V151H142V148ZM203 147V148H202ZM210 147V148H209ZM36 148H39L38 146L36 147ZM98 148V149H97ZM99 148H104V149H106L107 151H110L109 153H107V152H105L104 153V149L102 150V149H99ZM169 148H171V149H169ZM172 148H173V152H172ZM191 148V149H190ZM206 148V149H205ZM11 149V150H10ZM122 149V150H121ZM165 149V150H164ZM190 149V150H189ZM193 149V150H192ZM114 153H119L120 154V156H123L122 158L120 157V156H118V155H115V154H113V152ZM147 150V151H146ZM164 150V151H163ZM185 150H186V152H185ZM92 151H94L93 153H92ZM96 151V152H95ZM102 151V152H101ZM142 151V152H141ZM150 151V152H149ZM171 151V152H170ZM99 152H100V154H99ZM164 152H165V154H164ZM185 152V153H184ZM74 153V154H73ZM90 153H92L91 155H90ZM112 154V157L110 158V156H111V154ZM162 153V154H161ZM166 153L167 154H169V156L168 155H166ZM191 153V154H190ZM80 154H81V156H80ZM93 154H95V155H98V157L96 158V159H94L96 156H94ZM110 154V156H108ZM160 154V155H159ZM170 154H173V155H170ZM137 155V154H136ZM139 155L141 156V158H142V160L144 159V162H142V160H140L142 163H140V161H138L137 162V160L136 159H138L139 160ZM145 155H147V156H150V158L147 160V161H145L146 160V156ZM157 155V156H156ZM182 155V156H181ZM93 156V157H92ZM100 156V157H99ZM101 156H103L102 158H101ZM163 156V157H162ZM6 157H8V156H6ZM78 157V158H77ZM85 157V158H84ZM118 157H120L118 160H117V158ZM129 157H131L130 158V161H132L133 162V160L135 161V163L133 164L132 162L130 163V161L128 162V158ZM84 158V159H83ZM102 160H101V159ZM104 158H105V160L108 162V160H109V165L108 164H106V165H104L105 163H107L105 160H104ZM140 158V159H141ZM151 158H152V160H151ZM87 159V160H86ZM93 159V160H92ZM97 159H99V161H101V162H99V161H96ZM114 159V160H113ZM124 161H123V160ZM154 159V160H153ZM75 160V161H74ZM85 160V161H84ZM95 160V161H94ZM157 160H158V162H157ZM223 160V161H222ZM116 161H119L118 163L116 162ZM125 162V163H123V162ZM85 162H90L89 163V165H88V163H85ZM98 162V163H97ZM113 162V163H112ZM121 162H122V164H121ZM166 162V163H165ZM226 162V163H225ZM103 165H102V164ZM156 165H155V164ZM160 163V164H159ZM72 164V165H71ZM85 164V166L83 167V165ZM87 164V165H86ZM101 164V165H100ZM112 164V165H111ZM132 164V165H131ZM140 164V165H139ZM141 164H143V165H141ZM225 164V165H224ZM228 166H227V165ZM97 165V166H96ZM107 165L108 166H110V167H107ZM116 165V166H115ZM101 166V167H100ZM132 166V167H131ZM149 166V167H148ZM71 168V170H70V168ZM73 167V168H72ZM99 167V168H98ZM228 169H227V168ZM105 169V170H103V169ZM129 168V169H128ZM236 168V169H235ZM37 170V168L36 167H34V170ZM69 169V170H68ZM123 169V170H122ZM231 169H232V171H231ZM242 169V170H241ZM245 169V170H244ZM33 170V171H34ZM35 170V171H36ZM102 170V171H101ZM223 170H226V171H223ZM34 171V172H35ZM221 171V172H220ZM244 171V172H243ZM72 172H70V173H72ZM108 172V173H107ZM228 172V173H227ZM250 174H249V173ZM104 173V174H103ZM110 173V174H109ZM234 173V174H233ZM239 173V174H238ZM254 173V174H253ZM60 174V175H59ZM58 175H59V177H58V175L56 176V177H58V179L57 178H54V182H52V185L53 186H55L54 188L52 187V191L54 192H56V190L58 189V190H61L62 192L64 191V189H65V187H63L64 185H66V181H64L63 179V176H64V172H63V174L60 172ZM229 174V175H228ZM233 174V175H232ZM250 175V177H251V180H249L250 179V177H249V175ZM79 175V176H78ZM107 175V176H106ZM237 175V176H236ZM244 175V176H243ZM62 176V177H61ZM75 176H77V178H75ZM226 176V177H225ZM79 177V178H78ZM260 177V178H259ZM61 178H63V179H61ZM75 178V179H74ZM56 179H57V181H59V182H57L56 181ZM77 179V180H76ZM78 179H79V181H78ZM108 179V180H107ZM216 180V181H215ZM60 181H62L61 183H60ZM64 181V182H63ZM73 181H76V182H73ZM81 181V183L79 184V182ZM85 181V182H84ZM221 181V182H220ZM82 182H84V183H82ZM87 182V183H86ZM103 182V183H102ZM248 182V183H247ZM65 183V184H64ZM75 185H74V184ZM101 183V184H100ZM104 183H105V185H104ZM111 185H110V184ZM208 183V184H207ZM240 183V184H239ZM63 186H62V185ZM70 184H68L67 185V187H69L70 188ZM106 184H107V186H106ZM224 184V185H223ZM210 185V186H209ZM227 185V186H226ZM58 188H57V187ZM110 186H112V187H110ZM169 186V187H168ZM59 187H61V189L59 188ZM66 187V190L68 189ZM72 187V186H71ZM235 187V188H234ZM104 190H103V189ZM227 188V189H226ZM232 188V189H231ZM95 189V191L96 192H94L93 190ZM101 189V190H100ZM147 189V190H146ZM205 189V190H204ZM262 191H261V193L264 195V185L262 186ZM65 190V191H66ZM99 192H98V191ZM103 190V191H102ZM106 190V191H105ZM108 190V191H107ZM142 190V191H141ZM149 190V191H148ZM166 190H167V192H166ZM211 190V191H210ZM214 190V191H213ZM144 191V192H143ZM148 191V192H147ZM162 191V192H161ZM204 191H205V194H204ZM221 191V192H220ZM224 191V192H223ZM101 192H103V193H101ZM104 192H106V193H104ZM111 192V193H110ZM141 192H143V193H141ZM150 192V193H149ZM154 192V193H153ZM165 192H166V194H165ZM208 194H207V193ZM211 192H214L213 194H211ZM101 193V194H100ZM115 193V194H114ZM152 193V194H151ZM70 193H67V195L66 196H68ZM80 194V195H81ZM90 196H89V195ZM110 194H113L112 196H110ZM143 194V195H142ZM71 195V194H70ZM69 195V196H70ZM95 195V196H94ZM98 195H99V197H98ZM104 195V196H103ZM125 195V196H124ZM142 195V196H141ZM199 195V196H198ZM207 195V196H206ZM209 195V196H208ZM220 195L217 197L218 199H219V197H220ZM65 196V199H67L68 197H66ZM202 196V197H201ZM237 196V197H236ZM246 196V197H245ZM104 197H106V198H104ZM140 197H142V198H140ZM147 197V198H146ZM213 197H212V200H213ZM243 197H244V200H243ZM83 198V199H84ZM95 198H98V199H95ZM100 198V199H99ZM104 198V199H103ZM237 198V199H236ZM93 199V200H92ZM102 199V200H101ZM197 199H198V201H197ZM211 199V198H210ZM85 200V199H84ZM83 200V201H84ZM96 200H99V201H96ZM203 200V201H202ZM66 201V200H65ZM95 201H96V203H95ZM77 202H82V200L81 201H77ZM138 202V203H137ZM213 202V201H212ZM215 202V201H214ZM213 202V203H214ZM236 202V201H235ZM10 203V202H9ZM8 203V205L6 206V204H4V203H0V213L2 214V216H1V214H0V217H2V218H7V217H9V216H11L12 215V210L14 209V207L18 204V202H15V203H10L9 204ZM60 202H57V204H59ZM83 203V202H82ZM200 203H202L203 205H201ZM217 203H218V201H217ZM13 204V205H12ZM225 204V203H224ZM223 203H222V205L223 206H225ZM19 205V204H18ZM53 205H56V203L55 204H53ZM121 205V206H120ZM201 205V206H200ZM210 205H213V204H210ZM209 205V206H210ZM214 205H216V204H214ZM256 205H258V204H256ZM91 206V207H90ZM209 206H207V207H209ZM259 206V205H258ZM257 206V207H258ZM261 206V208H264V205L262 204V205H260ZM259 206V207H260ZM7 207V208H6ZM17 207V206H16ZM193 207V208H192ZM213 209H214V206H211ZM211 207H209V208H207V210L208 211H210L211 213H209L207 210H206V212H207V214H205V217L207 218V220H206V223H211V222H213L214 220H215V213L214 212H212V211H214ZM90 208V209H89ZM215 208H216V206H215ZM11 209V210H10ZM92 209V210H91ZM136 209V210H135ZM84 210H88L89 211V213L88 212H86V211H84ZM115 210V211H114ZM76 211H78V212H76ZM109 212V213H108ZM215 212H216V209H215ZM111 213V214H110ZM129 213V214H128ZM133 213V214H132ZM72 214H73V217H72ZM74 214H76V216L74 215ZM86 214H88V215H86ZM116 214V215H115ZM212 214V215H211ZM208 215H210V218H209V216ZM79 216H81V217H79ZM84 216H85V218H84ZM98 216V217H97ZM99 216H100V218H99ZM76 219H75V218ZM89 217V218H90ZM101 217H103L104 218V220H103V218H101ZM80 218V219H79ZM83 218V219H82ZM182 218V219H181ZM82 220V221H79V220ZM95 219H96V221H95ZM98 219V220H97ZM100 219V220H99ZM108 219H109V221H108ZM113 219V220H112ZM163 219V220H162ZM72 220H74V221H72ZM101 220H103V221H101ZM106 220V221H105ZM187 220V219H186ZM185 220V221H186ZM211 222H210V221ZM161 221V222H160ZM96 222V223H95ZM160 222V223H159ZM11 223H13V226H16L15 225V222H11ZM11 223H9V224H11ZM77 223V224H76ZM79 223V224H78ZM104 223V224H103ZM9 224H7L8 225V227H10V225ZM110 225V226H109ZM168 225V226H167ZM218 225V224H217ZM217 225H215V227L217 226ZM12 226V227H13ZM103 226V227H102ZM107 226V227H106ZM120 226V227H119ZM170 226V227H169ZM177 226H178V228H177ZM75 227V226H74ZM112 227V228H111ZM133 227V228H132ZM176 227V228H175ZM30 228V227H29ZM29 228H21V230L19 231H17V242L19 243V242H21V244H23L22 245V248H23V250L25 249V251L26 250H28V247L26 248V245H28V246H33V247H35L36 246V243H37V247H39V246H41L40 247V249L41 248H46V247H48V246H46V245H50L51 247L52 246H54V245H57L58 243H59V241H60V239L57 237V236H55V235H53V234H49L50 233V230H47V229H45L46 230V232L44 231H42V232H36V233H34V235H33V233H31V230L32 229H29ZM76 228V227H75ZM102 228H103V230H102ZM114 228V229H113ZM164 229V228H166V229H172V230H174V233H172V234H169V235H166V234H162V233H160L159 231H160V229ZM218 228V227H217ZM26 229V230H25ZM29 229V230H28ZM81 229V228H80ZM80 229H78V230H80ZM98 229H99V231H98ZM194 229H198V227H194ZM76 230H77V228H76ZM94 230H93V232H94ZM100 230H102V234L101 233H99L100 232ZM220 230V229H219ZM219 230L217 229H215V232L214 233H216L215 235H217L218 233H219ZM28 233H30V236H29V233L28 234H26V232ZM48 231V232H47ZM175 231H177V232H175ZM214 231V230H213ZM107 232V233H106ZM212 232V231H211ZM19 233H21L22 234V236H21V234H19ZM24 233V234H23ZM47 233V234H46ZM98 233L99 234H101V235H99V236H96L95 234H97L98 235ZM109 235V236H106V235ZM28 235V236H27ZM38 235V236H37ZM92 235H95V236H92ZM212 235H213V232H212ZM211 235V237H214V236H212ZM183 236V237H182ZM20 237V238H19ZM23 237H24V239H23ZM27 237V238H26ZM29 237V238H28ZM50 237V238H49ZM54 239H53V238ZM108 237V238H107ZM130 237V238H129ZM135 237H137L136 238V240H138L139 239V242L141 243H143L144 242V244H145V246L147 245H149V248H148V252H146L145 254H146V256H145V254H143V256H142V254H141V256L138 254V255H136V256H134V258L133 257H130L129 256V254H128V252L126 251V250H124L126 247H128V243L126 242L127 240H126V238H128V240L129 239H134ZM141 237V238H140ZM143 237V238H142ZM23 240H22V239ZM90 237H88V238H86V239H88V240H91V239H89ZM235 238V237H234ZM237 238V237H236ZM21 239V240H20ZM29 239V240H28ZM58 239V240H57ZM84 239V238H83ZM82 239V240H83ZM108 239H109V241H108ZM140 239L142 240V241H140ZM52 240V241H51ZM56 241V242H55ZM92 241V240H91ZM108 241V242H107ZM110 241H112V243L110 242ZM124 241V244L125 243H127L126 244V247H125V245L122 243ZM23 242V243H22ZM54 242H55V244H54ZM195 242V243H194ZM31 243H32V245H31ZM43 243V244H42ZM53 245H52V244ZM107 243H109V244H107ZM121 243V244H120ZM139 243V244H140ZM219 243V241L216 243V244H218ZM25 244V245H24ZM33 244H35V246L33 245ZM40 244V245H39ZM94 244V245H93ZM98 244V245H97ZM106 244V246H104ZM159 244H161V245H159ZM118 245V246H117ZM197 245V246H196ZM132 246V245H131ZM166 246H168L169 248H167ZM196 246V247H195ZM118 247H120V248H122V250L120 249V248H118ZM125 247V248H124ZM133 247V246H132ZM167 249H166V248ZM44 248L42 249L43 251H45L44 250ZM120 249V250H119ZM196 249V250H195ZM1 250H3V249H1ZM1 250H0V261L2 260V256H3V253H4V251L1 253ZM108 250V251H107ZM123 250H124V252H123ZM106 251V252H105ZM168 251H171V252H169L168 253ZM109 252H110V254H109ZM195 252V253H194ZM194 253V254H193ZM168 254V255H167ZM130 257V258H129ZM186 260V259H185ZM2 262V261H1ZM48 262V261H47ZM99 263V264H100ZM0 264H2V263H0ZM45 264H47L46 262H45Z\"/></svg>", "mask_w": 264, "mask_h": 264}]
</instances>
